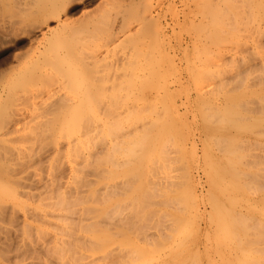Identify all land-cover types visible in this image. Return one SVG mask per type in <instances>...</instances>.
Returning a JSON list of instances; mask_svg holds the SVG:
<instances>
[{"label":"rangeland","instance_id":"1","mask_svg":"<svg viewBox=\"0 0 264 264\" xmlns=\"http://www.w3.org/2000/svg\"><path fill=\"white\" fill-rule=\"evenodd\" d=\"M210 1H211V3H210ZM0 0V58H2L1 60H0V114H1V116L3 115V117H5L6 115H7V113H6V109H4V108H7V111L9 110H11V108H15V107H17L16 109H17V111L18 110H21V108L22 107H20L19 108V106H21L22 104H23V108H24V106H25V109L26 110H32L31 109V106H32V103H33V101H35V99H37V101L39 100V95L41 96V93H42V95H43V93L46 91V89H49V85L51 86V88L50 89H53L54 90V88H56L55 86L57 85H55V82H57L55 79H54V77H56V78H58V79H60L61 80V78H62V83H63V85H61L60 86V88H62L63 87V89H64V87H65V91L64 90H62L63 92H64V94L66 93V95H67V93H68V91H70L71 89L70 88H74L73 90H71L72 91V94H73V91L76 89V88H78V87H80L81 85V81H82V85H83V87H82V89H84L85 87V84L87 83V82H89V83H87L88 85H89V87H90V89H92V90H94L95 89V86L96 85H98V83H99V85H102L104 82H102L103 80L101 79L102 78V76H103V74L102 73H104L105 74V72H107L108 73V71L110 70H114V74L116 75V73H120L121 71H124L125 70V72H127L128 74H126L125 72V74L123 73V76H127V75H130V73L128 72V70H130V68L128 69V66H127V64L128 65H130V63H132V61H133V63L132 64H134L135 66H137V67H135L134 65H130L129 67H135L134 68V70L135 71H133V74L135 73L136 74V72H137V74H138V76L139 75H143L144 77V79H145V77H146V79H148V82H149V84H150V82H151V85L152 84H155V86H157L159 83H161V84H159V87L160 88H162V89H164L165 88V85H166V89H164L166 92H164V90L162 91V93H161V90L159 89V88H157V87H155V91L152 89V88H149V87H152L151 85H146V88H147V86H148V88L147 89H145V96L146 97H144V100H143V97L141 98H138V102L139 103H141L142 101V103H144L145 102V100H148L147 102H145L147 105H145V106H149V105H151L150 104V101H153V100H155V99H152L151 100V97L152 98H154L155 97V94L156 95H159L160 93V95H163L164 94V97L166 98V99H164V97L162 96V98L164 99V100H167L168 99V101H165V102H163L162 101V98H161V101H159L158 99H159V97H156L157 99V103L158 104H156V107H155V109L157 110L158 108H159V111H160V113H159V115L157 114L156 116L153 114L152 116L154 117V119H156V120H158L157 121V123H159V125L158 126H160L161 128H162V132H166V134H164V133H160V135L161 134H164V137L162 136L161 138H160V136L158 135H156V133H155V130H153L151 133H149V134H147V137H146V139L144 140L145 142H144V146L143 147H145V148H143V149H139V151L138 152H136V155H135V157L133 156L132 157V160H131V158L129 159V160H131V163L130 162H128V164L129 165H132V167H133V165L135 164V162L138 164V166H139V164H140V166L138 167L139 169L137 170V168H133L134 170H135V172H134V170L133 169H129V168H132V167H130L128 164H125V169L127 170V171H129V170H133V171H130V172H133V175L136 173V172H138V171H140L139 173H141L140 174V176L138 175L139 173H136L138 176H137V180L136 181H133V178H135V176H136V174L133 176V178H132V183H131V188L129 189V192H130V194H129V196H128V198H131V197H133L132 199H133V202L135 201L136 202V205H138L139 207H140V209H142V211L144 210L145 212L147 211H150V209H152V208H154L153 209V211L154 210H156L155 211V213L157 212V211H159V212H157L156 214L155 213H153L152 212V214H153V218H152V214H151V216H149L148 214H147V212L145 213L144 211H143V216H140V214H138V216H139V218H140V221H137V223H136V221H135V219H136V214H137V211H139L138 210V207L135 205L134 206V209H133V211H130V210H132L131 208L133 207L132 205H134L135 204V202L130 206V208H129V212H128V214L127 215H129L128 217H131V220H132V225H133V222H135L136 224H138V222H140L141 223V221H142V219H143V221H146V218L147 219H149V220H147V222L148 221H150V222H154L155 220V222L157 223V224H160V226L159 227H157L158 225H156L155 223H152V224H155V226H153L151 223H147L148 224V226L146 225V228L147 227H149L150 225L152 226V227H149V228H151L152 230H150L149 228H148V230L149 231H151V232H153L154 230H155V228L157 229L158 228V235H159V239L160 240H158L159 242L160 241H162V242H160V244H159V242H158V249H160V246H163V247H161V248H163L164 250L163 251H167V246H168V244L172 241H174L173 243H175V241H176V245L179 247H177L178 249H179V253H178V255L180 254L181 255V253H182V250L184 251L185 249H189L188 251V257H191V256H193L192 254H195V258H194V256H193V258L196 260V258H197V260H199V262H201V260H202V263L203 264H214L215 262L214 261H216V263L217 264H228L229 262L231 263V262H233V264L235 263V264H241V261H242V259H243V262H244V254H247L246 252H249V251H251L252 252V254H251V252H249V254H251L252 256H253V259H252V256L251 257H248V256H246L245 258H250V260L247 258V260L246 261H248L249 262V264H251L250 262H252L253 264L256 262V263H258V264H264V253H263V251H264V241H262V240H264V236H263V234H264V83H262V82H264V76H262V75H264V68L263 69H261V68H258V66L256 67V69H258V70H256L255 69V67L254 68H251V69H249L248 71L246 70L245 72L244 71H242L243 73L241 74H239V72H238V74L239 75H237L238 77H236L237 78V80H235L236 78L234 77L235 76V73L237 74V72H235V71H238L237 69H239V67L238 66H240L241 64H242V61H238L239 59H241L242 57H243V61H244V58H245V55L246 54H248V55H250V51H248V53L246 52L247 50H244V49H242V48H244V46H248V45H255V43H258V40H261V42H262V36L257 32V31H255L254 29L255 28H257L256 26H255V24H256V22H257V16L259 17V15H260V11L257 9L256 10V8L257 7H255V5H252V4H250L249 3V7L250 6H252V8H254V9H252L251 7V11L249 10V8H247L246 7V3L245 2H250V0H229V2L226 0V2H225V0L223 1L224 3H222V5L224 4V6L225 7H227V8H229L230 9V11H231V9H232V11L231 12H234V13H231L230 14V17H229V14L227 15V18L229 17L230 18V20H229V18L226 20L227 21V23H228V25L230 26V28L232 27V28H234V30H232V29H229L227 26L225 27L226 29H227V31L228 30H230V31H228L229 32V35L231 36H228V35H224L225 36V39L224 40H222V41H224L225 42V40H226V38H227V40H226V44H228V45H226V46H224V44L225 43H223L222 41L221 42H219V40H218V43H222L221 45L220 44H218L217 43V41H215V40H217L216 39V35H215V30H214V28H215V26H214V24L213 23H211L212 21H211V19H206L207 18V16H208V18H209V14H208V11H209V13H211L210 11L212 10V13L211 14H213L215 11H217V9L216 10H214V12H213V6L216 8V6H219V5H221L220 3H219V0H214V2H213V4H212V1L213 0ZM230 1H232V4H231V2ZM235 1V2H234ZM243 1H244V3H243ZM251 1H253V0H251ZM203 3V4H202ZM217 3V4H216ZM219 3V4H218ZM230 3V5H228ZM211 4V5H210ZM234 4V5H233ZM242 4V5H241ZM243 4H244V6L247 8V9H244L243 7ZM240 5V7H238ZM207 6V7H206ZM210 6H211V10H208L209 8H210ZM232 8H231V7ZM242 6V7H241ZM248 6V5H247ZM233 7L234 8H238V9H234L233 10ZM66 8V9H65ZM67 8H69V9H67ZM74 8H75V10H74ZM206 8V9H205ZM214 8V9H215ZM242 8V9H241ZM66 10V11H65ZM69 10V11H68ZM208 10V11H207ZM237 10V11H236ZM241 10V11H240ZM246 10V11H245ZM71 11V12H70ZM249 11V12H248ZM257 11V12H256ZM59 12V14H60V16L63 18V17H67L66 18V21L63 23V24H61V25H59V26H56L55 25V27H53V29H52V31L53 32H50V33H46V34H41V31L39 30V28L41 27V28H43L44 27V25H43V23H45L46 21L48 22V25H52V26H54V24H55V17H53V18H51L52 16H54V14H56V13H58ZM64 12V13H63ZM65 12L67 13V14H65ZM206 12H207V15H206ZM259 12V13H258ZM236 13V14H235ZM243 14L244 15V17H243V19H240V18H242V16L243 15H240V14ZM251 13V15H252V17H251V15H249ZM47 14H48V16H47ZM211 14H210V16H211ZM214 14H217V12H215ZM205 15V16H204ZM236 15V16H238L237 18H235L234 16ZM247 15V16H246ZM254 15H255V17H254ZM257 15V16H256ZM44 17V19H43V17ZM49 16H50V18H49ZM212 16H214V15H212ZM211 16V18H212V20H214L213 18L214 17H212ZM217 16V15H216ZM247 17V18H246ZM254 17V18H253ZM49 18V19H48ZM234 18H235V20H234ZM244 18H245V21H244ZM253 18V19H252ZM247 19V20H246ZM255 19H257V20H255ZM232 20V21H231ZM54 21V22H53ZM208 21V22H207ZM209 21H211V22H209ZM236 21V22H235ZM233 22H235V26L233 25ZM240 22H242L241 24H240ZM231 23V24H230ZM237 23V24H236ZM206 24V25H205ZM212 24V25H211ZM202 25V26H201ZM234 27H233V26ZM253 25L255 26V27H253ZM257 25V24H256ZM36 26H37V28H36ZM43 26V27H42ZM205 26V27H204ZM206 26H207V28H206ZM214 26V27H213ZM33 27H35V29L33 28ZM60 27V28H59ZM211 27L213 28V30L211 29ZM252 27H253V30H252ZM205 28V29H204ZM38 29V30H37ZM73 29V30H72ZM207 29V30H206ZM239 30H241V32L239 31ZM252 30V31H251ZM78 31V32H77ZM206 31V32H205ZM208 31V32H207ZM226 31V32H227ZM232 31H234V32H232ZM237 31H239V33H242L243 32V34L244 35H240ZM252 32L251 34H249V32ZM76 32V33H75ZM230 32H232L231 34H236V36H232L231 34H230ZM256 32V33H255ZM40 34V36L39 35H37V34ZM206 33H208V34H206ZM213 33V34H212ZM246 33V34H245ZM75 34V35H74ZM238 34V35H237ZM39 37V39L37 40V36ZM41 35L43 36V37H41ZM44 35H46V36H44ZM210 37H209V36ZM213 35H215V36H213ZM86 36V37H85ZM220 36V35H219ZM227 36V37H226ZM213 37H215V40H214V38ZM235 37V38H234ZM101 38H103L104 40H101ZM213 40H211V39ZM34 39V40H33ZM72 39H74V40H72ZM241 39V40H240ZM93 40V41H92ZM257 41V42H254V41ZM68 41L70 42V45H69V47L71 46V45H73L72 47H66L67 46V44L66 43H68ZM76 41H78L77 42V44L75 45V43H76ZM92 41V42H91ZM100 41V42H99ZM108 41V42H107ZM243 42V44L241 45V43L240 42ZM251 41V42H250ZM253 41V42H252ZM61 42H66V43H64V47H62L63 46V43H62V46L61 45H59V44H61ZM98 42H99V44H98ZM107 43L106 45H104V47L106 46H108L107 48L108 49H110V50H108L107 49V52H103V47L102 46H100V47H102V52H101V48L100 47H98L97 45H101L102 43ZM211 42H213V43H211ZM237 42V43H236ZM239 42V43H238ZM22 43V44H21ZM230 43V44H229ZM245 43V44H244ZM251 43H253V44H251ZM91 44L94 46V52H96V56L97 57H100L101 58V53L103 54V56H105L104 55V53L106 54V58H105V61L107 62H103L104 61V57L101 59V62L102 63H104V65L106 64H109L108 62H110V64H111V61H112V68L110 69V68H107V69H109V70H103V71H105V72H101L102 71V68H100L102 65H100V64H102L99 60H100V58H98L97 59V57H95L96 59H97V61L95 60V58H91L90 56L93 54L92 53V51H93V49H92V47L93 46H91ZM97 44V45H96ZM215 44H217L216 46H218V45H220L221 47H225V50L224 49H218L219 48V46L218 47H216L215 46ZM236 44V45H235ZM238 44V45H237ZM259 45H260V43H258ZM97 46V48H99V49H95L96 48V46ZM242 47H241V46ZM244 45V46H243ZM257 45V44H256ZM256 45H255V47H256ZM262 45L264 46V44L262 43ZM262 45L259 47V50H260V48H262ZM56 46H58V48L56 47ZM76 46V47H75ZM80 46V47H79ZM233 46V47H232ZM240 46V47H239ZM15 47V48H14ZM61 47V48H60ZM78 47V48H77ZM252 47H254V46H252ZM72 48V50L70 51V49ZM76 48V49H75ZM80 48V49H79ZM90 48L92 49L91 50V52H90ZM129 48V49H128ZM201 48V49H200ZM205 48L208 50H205ZM226 48H229L230 49V51H229V49H226ZM232 48H234L233 50H232ZM78 49V50H77ZM43 51V52H41L42 54H40V51ZM58 50H61V51H58ZM77 50V51H76ZM79 50H81L80 52H79ZM98 50H100V51H98ZM105 50V49H104ZM199 50V51H198ZM228 50V52H229V58H227L228 60L230 59V62L229 61H227V59L225 58H223L222 56V58L221 57H218L219 59H223V60H226L227 62H229V63H227V64H225L224 62V64L227 66L228 64H230V63H233V61H234V63L231 65V66H233V65H235V61H238L237 63H239V62H241V63H239V65H237V68H235L236 70L234 71V66L233 67H230V69L234 72H232L230 69H229V65H228V67H225V65H223V64H220V63H222V61L223 60H218V58H217V56H220V54L219 53H217L216 54V52H221L222 54H223V52H226ZM258 50V52H257V57L259 56H261L262 55V57H264V52H261V51H259ZM262 50V49H261ZM7 51V52H6ZM57 53H56V52ZM76 51V52H75ZM202 51V52H201ZM210 51V52H209ZM214 51V52H213ZM242 51V52H241ZM245 51V52H244ZM262 51H264V49L262 50ZM54 52V53H53ZM98 52V53H97ZM109 52H110V54H109ZM114 52V53H113ZM135 52H136V54H135ZM207 52V53H206ZM241 52V53H240ZM252 52V51H251ZM55 53L58 55V53H66L67 54V56H69L68 57V59H66V62H68L69 63V67L67 66V64L66 63H64L65 65H63V63H60L61 62V60L60 59H57V58H54L56 55H55ZM79 53V54H78ZM80 53H81V55L83 56V62H81V59H80ZM99 53H100V55H99ZM113 53V54H112ZM117 53H118V55L119 54H121V55H119L118 57L119 58H117L116 56H117ZM198 53V54H197ZM202 53V54H201ZM258 53H262L261 55L260 54H258ZM147 54V55H146ZM197 54V58H194V56ZM200 54V55H199ZM212 54V55H211ZM214 54H215V57H214ZM224 54H226V53H224ZM224 54H223V56H224ZM243 54H245V55H243ZM4 55V56H3ZM40 55V56H39ZM65 55V54H64ZM113 55V56H112ZM116 55V56H115ZM124 55V56H123ZM129 57H128V56ZM207 55V56H206ZM210 55V56H209ZM227 55H228V53H227ZM227 55H225V56H227ZM232 55H234V57H232ZM240 55L242 56V57H240ZM248 55H246V57L248 56ZM254 54H252L251 53V55L250 56H253ZM75 56V57H74ZM121 56V57H120ZM127 56V57H126ZM149 56V57H148ZM151 56V57H150ZM200 56V57H199ZM202 56V57H201ZM205 56V57H204ZM249 56V57H250ZM4 57H6V58H4ZM44 57H45V60H44ZM53 57V58H52ZM58 57V56H57ZM117 58V60H118V64H116V58ZM125 57V58H124ZM133 57V58H132ZM137 57V58H136ZM156 57V58H155ZM196 57V56H195ZM202 59L203 61H201L200 62V59ZM212 58L211 60H205L206 58L207 59H209V58ZM214 57V58H213ZM232 57V58H231ZM249 57H247V58H249ZM38 58V59H37ZM40 58V59H39ZM43 58V59H42ZM47 58V59H46ZM77 58V59H76ZM120 58H124V60L123 61H121L122 59H120ZM126 58H128L127 60H126ZM135 58V59H134ZM138 58H140V59H138ZM233 58H235L234 60H232ZM4 59V60H3ZM49 59V61H47ZM57 59V60H56ZM76 59V60H75ZM111 59V60H110ZM112 59H114V60H112ZM130 59V60H129ZM147 59H149V60H147ZM213 59H214V62H213ZM216 59V60H215ZM257 59V58H256ZM3 60V61H2ZM40 60H42V61H44V64H43V62L41 63L40 62ZM60 62H59V61ZM80 60V61H79ZM107 60H109V61H107ZM154 62H152V61ZM199 62H198V61ZM231 60H232V62H231ZM246 60V59H245ZM259 60V59H258ZM99 61V62H98ZM125 61V62H124ZM126 61H127V63H126ZM128 61H129V63H128ZM140 61V62H139ZM205 61V63H206V61L209 63L210 61V63L208 64V63H206L207 65H208V67H207V65L205 64V66H204V64L202 63V62H204ZM216 61V62H215ZM46 62H48V64H46ZM97 62V63H96ZM137 62V63H136ZM150 62H152V63H150ZM178 62V63H177ZM196 62V63H195ZM198 62V63H197ZM257 62H259V61H257ZM83 65H82V64ZM100 63V64H99ZM200 63V64H199ZM218 64L219 63V65H213L212 66V64ZM36 64V65H35ZM46 64V65H45ZM109 64V66L111 67V65ZM123 65V67H121L122 65ZM126 64V65H125ZM137 64V65H136ZM142 65V66H144V68L142 67V69H141V66L140 65ZM152 64V65H151ZM211 64V65H210ZM38 65H40L39 67H38ZM55 65V66H54ZM105 65V66H106ZM119 67H118V66ZM151 65V66H150ZM183 65V66H182ZM197 65H198V67H197ZM236 65H235V67H236ZM84 66V67H83ZM108 66V65H107ZM115 66H117V67H115ZM182 66V67H181ZM202 66H204L205 68L207 67V71H206V69L204 68L203 69V67ZM219 66H221L222 68H223V70H222V68L221 67H219ZM260 66V65H259ZM262 66V65H261ZM260 66V67H261ZM49 67L51 68H53V69H49ZM55 67H57L58 68V70L55 68ZM65 68V69H63V71L65 72L64 73V75L62 76V74L61 73H63V71L61 70L62 68ZM78 67V68H77ZM83 67V68H82ZM132 67H131V69H132ZM210 67V71H211V69L213 70V71H211V72H209V70H208V68ZM45 68V70H43ZM49 69V71H48V69ZM72 68V69H71ZM106 68V67H105ZM105 68H103V69H105ZM126 68H127V70H126ZM201 68H202V70H201ZM224 68H226V71H225V69ZM41 69V70H40ZM59 69H60V73L59 72H57V71H59ZM66 69H68V71L66 70ZM83 69V70H82ZM122 69H124V70H122ZM139 69H141V70H139ZM144 69V70H143ZM153 69H154V71H153ZM218 69H221L222 71H223V73H225L226 72V77L228 76H230V74L231 75H233L232 76V78L235 80V81H233V79L231 80L230 78V80H228L230 83H233L232 85L227 81V79L225 80V82H228V83H223L222 84V82H221V80L222 79H220V78H218V77H222L223 78V76H224V74L222 73V71H217ZM227 69H229V72H230V74L228 73V71H227ZM261 69V70H260ZM54 70H56V71H54ZM121 70V71H120ZM133 70V69H132ZM131 70V71H132ZM139 70V71H138ZM201 70V71H200ZM203 70H204V72L205 73H202L203 72ZM216 70V71H215ZM260 70V71H259ZM263 70V71H262ZM45 71V72H44ZM84 71V72H83ZM117 71V72H116ZM130 71V72H131ZM165 71V72H164ZM201 72L203 75H205V79L203 78L204 76L201 74H198V73H196V74H198V76L201 78L202 76V79L200 80L199 79V77L197 76V75H195V73L194 72ZM215 71V72H214ZM250 71V72H249ZM257 71V72H256ZM52 72H54V74L52 73ZM69 72V73H68ZM113 72V71H112ZM112 72H110V73H108V75L109 76H111V77H109V79H111L110 81H108L109 79H108V77H107V83H105L106 85H109V84H111L110 82L112 81V79H115L114 80V82L115 81H117V79L118 80H120V82L122 81H124L125 79L121 76H118L117 78H115V75L112 73ZM152 72H154L153 74H152ZM157 72V73H156ZM167 72V73H166ZM209 72V73H208ZM220 72L223 74V75H221L220 74ZM259 72H262V73H259ZM57 73L59 74V75H57ZM106 73V74H107ZM141 73V74H140ZM147 73V74H146ZM206 73H208V74H206ZM212 73H213V75H212ZM228 73V74H227ZM246 73V74H245ZM60 74H61V76H60ZM72 74V75H71ZM105 74V75H106ZM110 74H113V76L112 75H110ZM132 74V73H131ZM132 74V76L133 77H129L128 79H126V81H128V82H124L123 83V85L125 86L124 88H126V85H127V83L129 84V81H130V84H132L133 86H135V87H138L140 84H142L143 83V85L144 84H147V81H145L144 80V82H143V80L141 81V77H140V79L139 78H135V76ZM157 74V75H156ZM166 74V75H165ZM215 74V75H214ZM245 74V75H244ZM50 75V76H49ZM57 75V76H56ZM69 75V76H68ZM85 75H87V76H85ZM102 75V76H101ZM104 75V76H105ZM156 75V80H158V81H155V76ZM207 75H210V76H207ZM262 77H261V76ZM27 78H26V77ZM38 76V77H37ZM53 76V77H52ZM72 76V77H71ZM76 76V77H75ZM212 76V77H211ZM217 76V77H216ZM36 77V78H35ZM63 77H64V79H63ZM75 77V78H74ZM90 77H93L94 78V80H95V83H94V87H93V83L91 82V81H94L93 80V78H92V80L90 79ZM196 77H198V79L200 80V82H198L199 80L196 78ZM240 77V78H239ZM120 78H123L122 80L120 79ZM127 78V77H126ZM131 78V79H130ZM142 78V79H143ZM212 79V80H210V79ZM218 78V79H217ZM259 78V79H258ZM260 78H262L261 80H260ZM20 79V80H19ZM24 79H25V81H24ZM52 79H54V81L52 80ZM57 79V80H58ZM74 79V80H73ZM88 79H89V81H88ZM103 79H105V82H106V78H103ZM134 79V83H131L132 82V80ZM137 79H139L141 82H140V84L139 83H137L138 82V80ZM188 79V80H187ZM197 79V80H196ZM218 81H217V80ZM40 80V81H39ZM59 80V81H60ZM65 80V81H64ZM81 80V81H80ZM86 80V81H85ZM135 80H137V81H135ZM161 80V81H160ZM197 81V83H198V85H197V87H200L201 85H202V81H205V80H208L206 83L207 84H209V85H207L205 82V84L201 87V89L204 87V93L201 91L200 92V88L198 89V88H196V81ZM220 80V81H219ZM254 80V81H253ZM255 80H256V82H255ZM51 81V82H50ZM60 81V82H61ZM77 83H76V82ZM78 81H80V84L78 83ZM100 81V82H99ZM192 81V82H191ZM216 81V82H215ZM224 81V80H223ZM232 81V82H231ZM237 81V82H236ZM253 81V82H252ZM259 81L261 82V83H259ZM41 82H42V84H41ZM54 82V83H53ZM69 82H71V83H68ZM98 82V83H97ZM102 82V83H101ZM146 82V83H145ZM202 82V83H201ZM208 82H210V83H208ZM213 82V83H212ZM218 82H221V84H222V86L220 87L219 86V84H218ZM236 82V84H234ZM44 83V84H43ZM58 84H59V82H57ZM97 83V84H96ZM109 83V84H108ZM167 83V84H166ZM216 85H215V84ZM48 84V86H46V89H44V86L45 85H47ZM68 84V86H67V89H66V85ZM70 84H72L71 86H73V87H71V86H69ZM77 84H79L78 85V87H77ZM86 84V85H87ZM96 84V85H95ZM104 84V85H105ZM122 84V83H121ZM120 84V85H121ZM135 84V85H134ZM136 84H139V85H136ZM199 84H200V86H199ZM216 86V88H214V85ZM229 84H230V86L231 87H233V85H234V87L233 88H231L230 86H229ZM254 84V85H253ZM92 87H91V86ZM132 85H130V87L132 86ZM213 85V86H212ZM226 85V86H225ZM42 86V87H41ZM53 86V87H52ZM141 86V85H140ZM145 86V85H144ZM162 86V87H161ZM218 86L220 87V90H219V88H218ZM39 87V88H38ZM48 87V88H47ZM58 87H59V85H58ZM70 87V88H69ZM88 87V88H89ZM98 87V86H97ZM130 87H128V85H127V88H130ZM182 87V88H181ZM69 88V89H68ZM94 88V89H93ZM153 88H154V86H153ZM156 88H157V90H156ZM170 88V89H169ZM213 88L214 89H216L217 90V92H218V94H216L217 92H215V90H213ZM227 88H228V90L230 89H232V91H225V89L227 90ZM39 89V90H38ZM41 89H42V92H41ZM81 89V88H80ZM86 89V88H85ZM149 89V90H148ZM150 89H152L151 91H150ZM180 89L183 91H180ZM197 89H198V91H197ZM206 89V90H205ZM128 90V89H127ZM168 90H170V91H168ZM71 91H70V93H71ZM150 92V94L148 93V92ZM155 92V94H154V92ZM156 91H157V93H156ZM189 91V92H188ZM39 92V93H38ZM79 92L80 93H83V92H85V91H80L79 90ZM78 91H77V94L79 93ZM126 91H125V89L122 91V93L124 94ZM153 92V93H152ZM160 92V93H159ZM164 92V93H163ZM169 92V93H168ZM172 92V94H170ZM182 92V93H181ZM215 92V93H214ZM219 92H220V94H219ZM224 92H225V94H224ZM75 93V92H74ZM209 93V94H208ZM212 93H214V94H212ZM154 94V96H152V95ZM202 94V95H201ZM207 94V95H206ZM27 95V96H26ZM38 95V96H37ZM69 95V94H68ZM74 95V94H73ZM72 95V96H73ZM76 95V94H75ZM84 95H85V93H84ZM83 95V96H84ZM172 95V96H171ZM174 95V96H173ZM214 95H219V97L217 96H214ZM26 96V97H25ZM70 97H71V94L69 95ZM79 96H81V94L79 95ZM149 96V97H148ZM229 96H231V97H229ZM12 97V98H11ZM29 97V98H28ZM35 97V99L33 100V98ZM38 97V98H37ZM148 97V98H147ZM178 97V98H177ZM188 97V99H189V101H188V99H186ZM190 97V98H189ZM222 97V98H221ZM11 98V99H10ZM16 98V99H15ZM82 98V97H81ZM84 98V97H83ZM217 98V99H216ZM220 98V99H219ZM232 98V99H231ZM13 99H15V100H13ZM29 99H30V101H29ZM33 101H32V100ZM170 99H171V101H170ZM172 99H173V101H176V103H174L173 101H172ZM13 100V101H12ZM24 100V101H23ZM84 100V99H83ZM140 100V101H139ZM142 100V101H141ZM150 100V101H149ZM184 100V101H183ZM10 101H12V103L13 104H11V102ZM14 101H15V105H16V103H17V105L15 106L14 105ZM27 101H28V103H27ZM186 101V102H185ZM192 103H191V102ZM8 102H9V104H8ZM164 104H168V105H164ZM167 102V103H166ZM172 102H173V104H172ZM187 102H188V104H189V102H190V106L189 105H187ZM200 104H199V103ZM3 105H2V104ZM24 103H25V105H24ZM141 103V104H142ZM144 103V104H145ZM196 105H195V104ZM11 104V105H10ZM21 104V105H20ZM27 104L28 105H30V106H28L27 107ZM149 104V105H148ZM183 104V105H182ZM192 104L194 105V106H192ZM202 104V105H201ZM7 105V106H6ZM19 105V106H18ZM153 105V104H152ZM151 105V106H152ZM181 105V106H180ZM157 106H158V108H157ZM164 106L165 107H167V110H166V108H164ZM170 106V107H169ZM173 106V107H172ZM199 106V107H198ZM201 106H203V107H201ZM3 107V108H2ZM80 107V106H79ZM147 107H145L146 109H142V111L140 110V112H139V116H145V115H147ZM188 108V110H187V108ZM22 108V109H23ZM29 108V109H28ZM81 109H82V107H80ZM79 108V109H80ZM85 108V107H84ZM149 108H151V107H149ZM173 108V110H175V112H173L172 113V111H171V109ZM179 108V109H178ZM184 108V109H183ZM189 108H192V109H190L189 110ZM193 108L196 110H193ZM199 108V109H198ZM202 108V109H201ZM1 109H3L2 111H1ZM13 109L11 110V111H13ZM16 109H14V112H17V111H15ZM74 109H76V108H74ZM79 109H77V111H79ZM86 109V108H85ZM155 109H153V110H155ZM183 109V110H182ZM66 109H62V112H60V113H62L63 114V118H67V116L69 117L70 115H72V113H74L76 110H70L69 111V108L65 111ZM144 110H145V112L146 113H144ZM149 110V109H148ZM166 110V111H165ZM180 110V112H179V114H177L176 113V111L178 112ZM188 111V113H187V111ZM195 111V112H193V111ZM199 110H202L201 112H199ZM212 110H214L213 111V113H215V114H217V115H210V112L212 113ZM3 111H5V112H3ZM8 111V114H10V112ZM150 111V110H149ZM184 111H186L185 112V114H187L186 116H185V114H184ZM191 113H190V112ZM198 111V112H197ZM217 111V112H216ZM3 112V113H2ZM71 114H70V113ZM161 112H162V114H164V115H162L161 114ZM165 112V113H164ZM183 112V113H182ZM193 112V113H192ZM4 113H6V114H4ZM57 113V112H56ZM65 113H66V115H65ZM77 113V112H76ZM157 113H158V111H157ZM199 113V114H198ZM201 113V114H200ZM78 114V113H77ZM161 114V115H160ZM184 115V117H181V115ZM196 114V115H195ZM73 115H75V113L73 114ZM137 115H138V113H137ZM180 115V116H179ZM182 115V116H183ZM195 115V116H194ZM17 116V115H16ZM18 116L19 117H23L24 115H21L20 113L18 114ZM66 116V117H65ZM77 115H75V117H76ZM203 116V117H202ZM3 117L1 118L0 117V121H1V119H3ZM156 117V118H155ZM170 117H171V119L172 120H169L170 119ZM214 117V118H213ZM215 117H216V119H215ZM51 118H54V114L51 116ZM160 118V119H159ZM167 118H169V119H167ZM177 118H178V121H176L177 120ZM179 118H180V120H179ZM185 118V119H184ZM212 118V120H213V122H212V120H210V119ZM4 119H6V118H4ZM3 119V120H4ZM164 119V120H163ZM196 119V120H195ZM54 120V119H53ZM189 122H188V121ZM195 120V123L193 122ZM198 120V122H196ZM212 122H210V121ZM167 121H173V122H171V125H172V123H173V126L172 127H174V129L175 130H173V128L171 129L170 127H168L167 125H170V122H168L169 124H165V123H167ZM192 121V122H191ZM54 122H56L55 120H54ZM185 122H187L186 124H188V125H186L185 124ZM57 123V122H56ZM65 123L66 122H64V123H62L63 125H65ZM177 123V124H176ZM180 123V124H179ZM57 124H59V123H57ZM56 124V125H57ZM165 124V125H164ZM176 124V125H175ZM179 124V125H178ZM190 124V125H189ZM196 124V125H195ZM170 125V126H171ZM182 125V126H181ZM184 125V126H183ZM158 126H156L155 127V129L158 127ZM166 126V127H165ZM180 126V127H179ZM163 127H165L164 129H166V130H163ZM182 127H184V128H182ZM169 128H170V130H169ZM179 128V129H178ZM180 128H181V130H180ZM189 128V129H188ZM182 129H183V131H182ZM192 129V130H191ZM195 129V130H194ZM168 130H169V134H170V131H171V137H174V139L175 140H173L172 142L170 141V142H167V141H169L170 139L172 140V138L170 137L169 138V135L167 134V132H168ZM187 130H189L188 132H190V133H188L187 132ZM52 131V130H51ZM179 131V132H178ZM176 132V133H175ZM186 133V135L185 134H183V133ZM52 133L53 134H59V132H58V130H56V131H52ZM174 133V134H173ZM138 134V133H137ZM153 134H155L156 136H155V140H153V137H154V135ZM177 134V135H176ZM192 134V135H191ZM133 135H135V134H133ZM151 135H153V137L151 136ZM165 135L167 136V137H165ZM183 135V136H182ZM200 135V136H199ZM130 137L132 136L131 134L129 135ZM128 136V137H129ZM176 136V137H175ZM178 136V137H177ZM193 136V137H192ZM212 137V138H210V137ZM214 136V137H213ZM133 138V136L130 138V139H132ZM148 138H150V139H148ZM160 138V141H161V139H163V141H161V143H160V141L158 142L157 140ZM164 138L165 139H167V140H164ZM177 138V139H176ZM182 139V140H180V139ZM186 138H188V140L186 139ZM125 139H127L128 140V138L126 137ZM148 139V140H147ZM213 139V140H212ZM150 140V141H149ZM183 140H184V142H183ZM226 140H227V142H226ZM148 141H149V143L150 142H152V141H154V143H155V145H157L156 146V148L154 147L155 145H154V143L152 144V143H148ZM179 141V142H178ZM156 142H158V143H156ZM166 142V143H165ZM225 144H224V143ZM229 142H230V144H229ZM232 142V143H231ZM163 143V145L161 146V144ZM169 143H171V144H169ZM185 143H186V145H185ZM194 143V144H193ZM227 143V144H226ZM165 144H167L168 145V147H169V145H171L172 146V144H174V146H170L169 147V149H167V151L169 150V151H171V149L173 150L174 148H176V149H178L179 150V152H178V150L177 151H175V149H174V151L175 152H173L172 151V153L171 154H173V153H175L176 154V158H175V154H174V156L173 155H168L167 154V152L165 151V149L163 148V147H166V146H164ZM176 144H177V146L178 147H175L176 146ZM193 144V145H192ZM160 145V146H159ZM179 145H180V149H179ZM183 145V146H182ZM185 145V146H184ZM189 145V146H188ZM194 145H196V146H194ZM228 145H231V147H230V149H232V150H230L229 149V146ZM193 146V147H192ZM167 147V148H168ZM188 148V149H185V148ZM193 148V149H192ZM150 149H153V150H150ZM190 149H192V151L194 150L195 151V153H193L192 151L190 152ZM196 149V150H195ZM148 151L147 153L146 152H143V151ZM155 150V151H154ZM187 150V151H186ZM224 150H228V152L227 153H224L225 151ZM165 151V152H164ZM168 151V152H169ZM188 152V153H186V152ZM197 151V152H196ZM231 151V152H230ZM234 153H233V152ZM141 152H143V153H141ZM150 152V153H149ZM152 152V153H151ZM156 152V153H155ZM185 152V154H183ZM190 152V153H189ZM230 152V153H229ZM139 153H141L140 155H137V154H139ZM149 153V154H148ZM197 153V154H196ZM233 153V155L235 156H232L231 154ZM63 154V155H62ZM62 156H65V154L66 155H69V154H71L70 153V151H69V154H68V151H65V150H63V152H62ZM157 154H158V158H157ZM177 154H180V156L182 155V159H181V161L184 159L185 160V162L183 161V163H185L186 165H187V167H185V165L184 164H182L181 162H179L180 160H178V158H177V156L179 157V159H180V156L179 155H177ZM188 154V155H187ZM190 154H192V155H190ZM195 154V155H194ZM227 154V155H226ZM142 155V156H141ZM148 155V156H147ZM152 155H156L155 157L153 156L152 157ZM168 155V156H167ZM185 155V156H184ZM198 155V156H197ZM138 156H141V157H143V158H141V157H138ZM151 156V159L149 158ZM172 157V158H170L169 160L167 159V158H169V157ZM195 156V157H194ZM228 156V157H227ZM162 157V158H161ZM173 157H174V159H173ZM185 157V158H184ZM187 157H189V161L191 160V162H193V160H194V162L193 163H195V161L197 162V164L196 165H194L193 163H191V162H188L187 160H186V158ZM193 157L195 158V159H193ZM199 158V160H198V158ZM224 157H226L227 159H225ZM133 158H135V160L133 159ZM161 158V159H160ZM163 158H166L167 159V161H170L171 159H173L174 161H175V159L176 160H178V161H173V160H171L172 162H174L173 163V165H172V162L169 164L168 162V164L165 162V163H162V162H164V159ZM190 158H192V159H190ZM231 158V159H230ZM153 159H158L156 162H154L153 161ZM165 159V160H166ZM209 159V160H208ZM230 159V160H229ZM233 159H235V160H233ZM137 160V161H136ZM140 160H141V162L142 163H139L140 162ZM150 160V162L151 161H153L154 163H156V164H154V163H152L151 162V164H154V165H157L158 166V164L157 163H159V165H160V167L159 168H161L162 167V169H161V172L164 170L163 169V166H165L164 164H166V171H167V169H171V170H169L170 171V174H172V173H174V177H176L177 178V180H179L178 182L179 183H181L182 182V187L181 186H179L178 184L179 183H177V184H174V183H176L177 181H176V178L175 179H173L174 181H176V182H174L173 184L174 185H170L169 186V184H166V185H164L163 187V189H162V187H159L158 185H156V186H154V188L156 187V188H158L159 187V189H161V190H163V193H161V192H159V194L158 195H160V197H161V194H165L163 197H161L162 199H167V197H169V199L168 200H166V201H172V200H175V198L177 197V198H179V199H176V201H180V202H178V203H181L182 201H183V203H181V204H184V205H181L180 206V204L178 205H176V206H178V208L179 207H182L183 206V209H184V211H187V209H188V211L187 212H185L184 213V211H177V210H180V209H178L177 207L175 208V207H171V208H169L170 206H168V204H170L169 202H165L166 203V205L163 203L162 204V202H160V201H157V200H160L161 198L159 197H157V193H155L156 192V189H155V192L153 191V189H152V191H153V193L152 192H148L150 195H153L154 193L156 194V197H153L152 199L154 200H152L151 199V202L153 201V204L155 203V201L156 202H159V203H155V204H157L156 206H155V204L154 205H151V206H149V208L150 209H148V207H146V208H142L140 205H139V203H141V205L143 204V207L144 206H148V204H149V202H146L147 200H150V197H152V196H147V190H149V188H146V189H144L145 188V186H146V184H147V186L148 187H150V186H152V187H150V190H151V188H153V185H155V183L153 184V183H151V182H149V180H151L152 181V179H153V181L152 182H154L155 180H154V172H153V170H155L154 169V165H152L153 167H151L152 168V170H150L151 168L149 167V164H150V162H149V164H148V161ZM161 160H163L162 162H161ZM227 160V161H226ZM229 160V161H228ZM134 161V162H133ZM210 161V162H209ZM218 161V162H217ZM145 162V163H144ZM189 164H188V163ZM227 162H228V164H227ZM229 162H231L230 164L231 165H229ZM235 163L234 165L235 166H237V167H235V166H233V163ZM176 163H181V164H179L180 166H181V169L182 170H185V168H186V170L185 171H187L188 172V174H187V172H186V174L188 175V178L186 177L187 175L185 174V176H183L184 175V172L182 171L181 173L183 174L182 176H181V173H180V171H181V169L179 170V168H180V166L178 165V164H176ZM191 163V164H190ZM148 164V165H147ZM174 164H176V165H174ZM200 164V165H199ZM136 165V164H135ZM134 165V166H135ZM144 165V166H143ZM168 165H169V168H168ZM192 165V167H190V166ZM193 165H194V167H193ZM227 165V166H226ZM230 167H229V166ZM137 166V165H136ZM135 166V167H136ZM147 166V167H146ZM170 166L172 167H175V170H173L172 171V169H174L173 167L172 168H170ZM184 166V167H183ZM196 166H197V168H196ZM198 166H199V168H198ZM224 166V168H225V170H223L224 168H222ZM128 167V168H127ZM156 167V166H155ZM190 167V168H189ZM228 167L229 168H231V169H228ZM233 167L235 168V171H234V169H233ZM147 168H149V169H147ZM179 170V172H178V170ZM184 168V169H183ZM212 168V169H211ZM222 168V169H221ZM141 169L143 170V171H141ZM193 169H195V170H193ZM198 169V170H197ZM201 169H203L202 171H201ZM227 169V170H226ZM137 170V171H136ZM149 170V172L150 171H152V172H150V173H152V175H153V177L154 178H150V176H152L149 172H147V175H146V171H148ZM159 169H158V167H157V171H158ZM198 172H197V171ZM200 170V171H199ZM212 170H214V171H212ZM221 170H223V171H225L226 173H223V171H221ZM234 171V173H233V171ZM239 172H238V171ZM33 171H35L34 169H33ZM192 171V172H191ZM227 171H228V173H227ZM230 171H232V173H229ZM158 172H160V170L158 171ZM176 172H178V174L180 173V175L178 176L177 174H176ZM195 172L198 174H195ZM43 173H44V171H43ZM149 173V174H148ZM156 173V172H155ZM222 173V174H221ZM237 173V174H236ZM241 173L243 174L242 176H241V178H240V176L239 175H241ZM42 174V173H41ZM192 174H193V177H190L189 178V176H192ZM220 174V175H219ZM233 174V175H232ZM249 174V176H247ZM250 174H251V176H250ZM150 175V176H149ZM156 175H157V173H156ZM216 175V176H215ZM218 175H219V177H218ZM226 175V176H225ZM149 176V177H148ZM222 176H223V178L224 179H222ZM246 176V177H245ZM145 177H148V179H146ZM181 177H183V178H181ZM187 178L186 180L188 181L187 182V184H188V187H186V188H184L183 187V185L184 186H187V185H185V178ZM228 179H230L232 182H231V184H229V182L230 181H228L227 180V178ZM247 180H245V179ZM66 180L67 178L65 177H63L62 179H61V181L62 180ZM180 179H184L183 181H181L180 182ZM193 180V182L195 181L194 179H196V181H199V184H197L195 187H194V192H196L195 194L197 195L196 197H194V196H192V193H191V195L190 196H188L189 194H190V191H191V188H192V186H194L195 184V182L194 183H191L192 182V180ZM198 179V180H197ZM222 179V180H221ZM241 179V180H240ZM64 180L62 181V182H64ZM69 180L71 181V179L69 178ZM68 180V181H69ZM150 183V184H148L147 183V181ZM60 181V182H61ZM69 181V182H70ZM227 181V183H225ZM250 181H252V183L250 182ZM185 182V183H184ZM224 182V183H223ZM245 182V183H244ZM248 182H250V183H248ZM260 182V183H259ZM139 183V184H138ZM244 183V184H243ZM247 183V184H246ZM254 183V184H253ZM71 184H73V183H71ZM151 184H153V185H151ZM193 184V185H192ZM242 184V185H241ZM250 184V185H249ZM261 184V185H260ZM136 185L138 186V187H136ZM200 185V186H199ZM146 186V187H147ZM158 186V187H157ZM173 186V187H172ZM174 186H179L178 188L181 190V193L179 192L180 190L178 189V188H176V187H174ZM233 186V187H232ZM262 186H263V188H262ZM170 189H169V188ZM165 188H166V191H164L165 190ZM172 188H174V190L175 189H178L177 191L175 190H173ZM182 188H184V189H182ZM142 189H144L145 191H143ZM186 189V190H185ZM131 190L133 191L132 193H131ZM170 190V191H169ZM182 190H185V192L187 191V193H184V192H182ZM199 190V191H198ZM143 192V194H145V193H147V194H145L146 196H147V198H146V196H144V195H141L142 194V192ZM169 193H168V192ZM172 191V192H171ZM174 191V192H173ZM33 192H36V191H33ZM141 194H140V193ZM158 192V191H157ZM165 192V193H164ZM167 192V193H166ZM176 192H178V193H176ZM161 193V194H160ZM175 193H176V195L177 194H180V195H177V196H175ZM182 193H184L183 195L185 196L186 194V196L184 197L183 195H181ZM201 193V194H200ZM49 194V193H48ZM83 195H81V199H83L82 197H85V199H87V197H89V200H88V202L86 201H84L85 199H83V200H79L80 202H79V204H78V202L76 203L77 204V206L76 205H73L75 208L76 207H78V210H79V208H80V210L81 211H79V213L81 212V214H79L78 213V210H76L77 211V213L78 214H76L75 213V211L74 210H72V208L71 207H69L68 209L66 208H64V210H61L60 209V207L58 206L59 204H57V203H59V202H57V200L56 199H54V195H52V199H54V200H56V202L55 201H52V200H50L51 199V197H50V199H48V198H46V193H45V195H44V193L42 194V195H44L45 196V199H42V201H40L41 199H39V202H44V203H39L37 200H38V198L36 199V200H33L32 201V197L29 199L28 198V196L29 195H27V196H25V197H27V199H24V197H22V199L20 198V197H14L13 195V197H11V199L9 198V196H8V198H6V197H0V205L2 204H8L7 202H9V205L11 206V207H14L16 210L19 208V209H21L20 210V212H19V209H18V211L16 212V213H14V215L15 214H17L18 212V218L20 219L19 220V222H20V224L23 226V221H24V228H25V223H26V226H27V228H28V225L30 226V228H28V229H31L30 231H31V234H32V232L34 231V229L36 228L37 229V232H38V234H39V229L40 230H44L43 232L44 233H46V231L48 232L47 234H49V232L51 233V232H53V233H51V235H46V237L48 238V239H53V240H51V241H48V240H46V238H44V239H41V240H44V242H45V245L47 246V244H49L47 247L50 249V243L52 242V245H53V241H55L54 243V246L57 244V243H61L60 245H57V246H55L56 247V249H57V252L59 253L61 250H66L67 248H65L64 249V247H70V248H72V249H67L66 251H65V253L63 252V254H64V256L62 257V256H60V254L62 255V253H59V254H57L56 255V253H55V251L54 252H52V250H51V253L53 254V255H56V256H59L60 258L57 260V258L56 257H54L53 255V257H52V261L50 260V258L48 259L49 261H51V263H55V264H57L56 262H59V264H62V260L61 259H63L64 260V263L65 264H69V260L70 261H72V260H75V259H77L79 256H82V255H84V256H82V257H80V259H78V260H80V262L79 261H72V262H74V263H76V264H85L87 261L86 260H88V259H90V260H92L93 258H97L98 259V257L95 255V254H100V255H98V256H100V260L102 261V260H104V256H105V258H106V255H104L103 256V251L105 250V249H99L100 251L101 250H103V251H98V252H100V253H97L96 252V250H98V249H96V250H93V251H91L92 249H91V247H90V245H89V243H88V240H89V236L91 235V230H92V228H91V226L89 227V228H91L90 230H89V228L88 229H84L83 230V228H84V226H82L81 224H83V222L85 221H87V222H90V224H91V221L93 220V217H98V215L97 214H99L98 212H97V205H98V207H100V208H103L102 207V204H104V208H103V211L105 212V210L107 209V207H108V202L105 204V202H103V199H104V197L101 195L100 197H103L102 199L100 198L99 199V196L96 198V201H97V199L100 201V200H102L101 202L102 203H100V202H96V204L97 205H95V207L96 208H94V209H96L95 210V212H97V213H95V214H88L90 211H91V209H90V207H93L94 206V203L91 205V203L93 202H91V198H90V196H89V194H88V191H84L83 193H82ZM137 194V195H141V196H138L139 197V199L137 200V195H136V197H135V195ZM148 194V195H149ZM154 194V195H155ZM49 195H51V194H49ZM49 195H48V197H49ZM153 195V196H154ZM169 195V196H168ZM35 196H37V195H34V197ZM41 196V195H40ZM40 196H38V197H40ZM43 196V197H44ZM142 196H144V197H142ZM171 196H173V198H171L170 199V197ZM184 198H183V197ZM225 196V197H224ZM56 197H58V196H56L55 195V198ZM67 197V196H66ZM72 197V196H71ZM136 199H135V198ZM144 198V200H146V201H144V200H141L142 198ZM166 197V198H165ZM183 199H181V198ZM187 197H189V199H191V200H188V201H186V199H187ZM200 197L202 198L201 199V201L202 202H200ZM224 197V198H223ZM234 197H235V199H234ZM14 200H13V199ZM36 198V197H35ZM41 198V197H40ZM65 198V197H64ZM78 198V197H77ZM76 198V199H77ZM80 198V197H79ZM78 198V199H79ZM149 198V199H148ZM157 198V200H155ZM186 198V199H185ZM5 199H7V200H5ZM10 199V200H9ZM15 199H16V201H15ZM57 199H61V200H63V202H66L67 201V203H70V200L72 201V203L73 202H75V201H77V200H75V197H74V201L72 200V198H70V196H69V201H68V199L67 200H64L63 199V197L61 198H57ZM66 199V198H65ZM185 199V200H184ZM27 200V201H26ZM44 200V201H43ZM49 200V202H54V205H53V203L51 202V203H48V206H47V204H45V202L46 201H48ZM58 200V201H59ZM105 201H106V199H104ZM139 200H141V202L139 201ZM30 201V202H29ZM94 201H95V199H94ZM116 201V197H114V200H113V202H115ZM137 201H139V202H137ZM145 203H144V202ZM176 201H174V202H176ZM184 201H186V204H185V202ZM192 203H191V202ZM13 202V203H12ZM14 202H16L15 204L16 205H18V207L16 208V205L14 204ZM27 203V204H25V203ZM63 202L61 203L60 202V205H63ZM174 202L172 201V206H173V204H174ZM190 202V203H189ZM19 203V204H18ZM22 203H24V206L27 208L26 210H28V211H25V209H23L24 207H21V205H22ZM47 203V202H46ZM67 203H66V206H67ZM71 203V204H72ZM84 203V205H83V207H82V204ZM168 203V204H167ZM203 203V204H202ZM44 204H45V206H44ZM52 205V206H55L56 204H57V206L59 207H57V206H55V207H57V209L56 210H54L53 209V207L51 208L53 211H51V209H49V205ZM116 204V203H115ZM145 204V205H144ZM26 205H28V206H26ZM50 205V206H51ZM70 205V204H69ZM87 205H91V206H87ZM202 205V206H201ZM223 205L227 208V210H226V208L224 209L223 208ZM30 206V207H29ZM63 206H65V205H63ZM63 206L61 207V208H63ZM70 206H72V205H70ZM80 206V207H79ZM89 207L88 209H90V211L89 212H87V209L85 208V207ZM105 206H106V208H105ZM154 206V207H153ZM185 206V207H184ZM186 206H188L187 208H186ZM32 207H34L35 209L37 208L38 209V214L36 213V215H39V217H35V213H33V215L34 216H32V212L34 211V208L31 210V208ZM48 207V210H45V211H50V214H48V213H46V212H43L44 211V209H46ZM54 207V208H55ZM135 207H136V209H135ZM166 207V208H165ZM168 207V208H167ZM70 208H71V210H72V212H71V210H70ZM157 208V209H156ZM197 208V209H196ZM29 209H30V212H29ZM37 209H36V211H37ZM39 209H40V211H39ZM77 209V208H76ZM145 209H148V210H145ZM182 209V208H181ZM194 209H196V210H194ZM223 209L225 210V211H227L228 212V209H229V216H230V218H229V216L227 215V213L225 212V211H223ZM233 209V210H232ZM42 210V211H41ZM136 212H135V211ZM161 210H165V212L164 211H161ZM191 211V213L192 212H194V213H192V214H190L189 216H188V214L190 213V211ZM232 210V211H231ZM24 211H25V213L27 212H29V214H31V215H28V218L26 217L27 216V214H25L24 213ZM55 211V212H54ZM57 211H59V212H57ZM62 211L64 212V211H66V212H68V211H70L72 214H74V215H72L71 214V216L72 217H76V216H79V217H77V218H73V226H70V224H71V221H70V224H69V222H68V224H69V226H70V228L71 227H73V228H71V230L72 229H74V228H77V230H75L74 229V231H76V233H73V234H71V230H69L68 229V224L67 225H65L64 223V225L65 226H63L62 224H61V222L62 221H64L63 220V218H62V221H60L59 220V218L60 217H58L57 218V216H55L57 213H58V215H59V213L61 214L62 213ZM84 211V212H83ZM195 211H196V213H195ZM204 211V212H203ZM13 212H15V210L13 211ZM21 212H22V214H23V217H24V215H26L23 219H22V214H21ZM51 212H53V214L51 213ZM57 212V213H56ZM130 212H134V217H133V213L131 214ZM139 212H141V211H139ZM166 213V215L165 216H167V214H169L170 213V215H173V216H175L176 217V219H175V217H174V220L172 219H169V218H171L169 215V217L167 216V217H165L164 219L165 220H161V219H163V217H164V213ZM182 212V213H181ZM200 212V213H199ZM237 212H239V215L241 214V217H242V214H243V217L245 216V218H247V216H250L249 218H247L246 220H247V222L250 224H254L253 226H250V225H248V223L246 224V220H245V218L243 219V217L241 218V217H237ZM44 213V214H43ZM45 213L46 214H48V215H45ZM54 213H56L55 215H54ZM91 213V212H90ZM161 215H160V214ZM186 214V215H184V214ZM222 213V214H221ZM234 213V214H233ZM43 214V215H42ZM64 214H65V212H64ZM64 214H62L63 216H64ZM148 215V216H145V215ZM208 214V215H207ZM17 215H15V216H17ZM40 215H42V218L44 219V220H47L48 222L50 221L51 222V224H53V222H55V225L57 224V222L59 221V224H60V226L62 225L64 228H66V226H67V230H69V232L70 233H68L69 235H72V236H74V234H75V236L74 237H72V236H69V235H66V236H69V237H72V238H75L74 240H76L75 242H74V240L73 239H68V237H66V239H68V240H70L73 244L72 245H70L71 243H69L70 241H68V243H69V245H68V243H66L68 246H64V245H62V244H64V242H66L65 241V239H62V240H64V241H62V242H60L61 240L58 238V237H61L62 235L60 234V229H59V226H58V233L52 228V227H54V224H53V226L51 225V226H49L48 225V222H46V221H43V219H41L40 218ZM45 215V216H44ZM51 215H54V218H56L57 220L56 221H54L55 219L54 218H52L51 217ZM67 215H69V212L67 213V214H65V217L67 216ZM81 215V216H80ZM88 215V216H87ZM92 215V216H91ZM97 215V216H96ZM158 215H160L161 217V219H159V221H158V219L157 218H159V217H157ZM194 217V215H195V217L193 218L192 216ZM196 215L198 216L197 218H196ZM199 215H200V217H199ZM222 215H225V216H223L222 217ZM3 217H2V220H1V218H0V233L1 234H4L6 231L5 230H7L8 228H10V225H11V227L12 226H14L16 223H18L17 225H19L20 226V224H19V222L17 221L15 224H14V222H13V220L15 221L16 219L14 218V219H12V221L10 220V218L8 219V221H11V223L10 222H8L7 221V219H5V217H4V214L2 215ZM32 217L33 218V220H32V218H30V217ZM90 216H91V219H90ZM145 216V217H144ZM163 216V217H162ZM187 216H188V219H186L187 218ZM203 216V217H202ZM231 216H233V218L231 217ZM0 217H1V214H0ZM70 216H67V218H69ZM72 217H71V219H72ZM82 217V219H79V218H81ZM84 217V218H83ZM152 218L151 220H150V218ZM177 217H179V220H177ZM193 218V219H195L194 221H192V222H194V223H196V225H197V227H196V225L193 223L192 224V222H191V218ZM228 217V218H227ZM252 217V218H251ZM253 217H256V219H258V223H263V226H260V225H262V224H260L259 226H257L258 225V223H256L255 221H253ZM4 218V219H3ZM18 218H17V220H18ZM36 218H38L39 220V222H37V219ZM89 218V219H88ZM133 218V219H132ZM135 218V219H134ZM138 218V217H137ZM144 218H145V220H144ZM154 218H156V219H154ZM168 218V219H167ZM173 218V217H172ZM183 219V221H185V223L186 224H182L181 225V223H183V221L180 223V224H178L179 222H180V219ZM190 218V219H189ZM200 218V219H199ZM236 218H238L239 220H240V218H241V222L239 221L238 222V219H236ZM251 218V220H249ZM36 221H35V220ZM40 219L43 221V223H42V221L40 222ZM65 219V218H64ZM74 219H79L78 221L80 222V225H79V223H77L79 226H74V225H76V224H74L75 222H77L76 220H74ZM83 219H84V221H83ZM85 219H87V220H85ZM130 219V218H129ZM212 219V220H211ZM5 220V221H4ZM53 220V221H52ZM82 220V221H81ZM89 220V221H88ZM167 220H171V221H175L176 220V222L177 221H179L177 224L175 223V222H173V223H175V225L174 224H171V221H170V225L169 224H167L168 222H167ZM208 220V221H207ZM230 220V221H229ZM232 220H234V222H231ZM242 220H244V222H242ZM1 221H3V223L1 222ZM32 221V222H31ZM142 221V222H143ZM158 221V222H157ZM166 221V222H165ZM228 221V222H227ZM236 221V222H235ZM250 221V222H249ZM252 221V222H251ZM13 222V223H12ZM47 223V227H46V223ZM50 222H49V224H50ZM65 222H67V221H65ZM82 222V223H81ZM84 222V225H86L85 227H87V225L89 226V223H85ZM160 222V223H159ZM203 222V223H202ZM10 223V224H9ZM135 223H134V225H135ZM139 223V224H140ZM245 223V224H244ZM12 224H14V225H12ZM28 224V225H27ZM40 224V225H39ZM44 224V225H43ZM144 224V223H143ZM142 224V225H143ZM223 224V225H222ZM224 224H227V226H225ZM229 224H231V226L232 227H234V228H232ZM72 225V224H71ZM101 224H99V227H100V229L99 230H101L102 231V229H101V226H100ZM133 225V226H134ZM145 225V224H144ZM169 225V227H167ZM174 225V226H173ZM179 225H181V227H185L186 225V230H184L183 228V230L185 231V232H178L177 233V231H179V229L181 228V227H178V230H176V228H175V230L173 229V228H171V231H168V230H170V226L171 227H177V226H179ZM183 225H185V226H183ZM198 225H199V229H198ZM235 225V226H234ZM250 226L249 228H248V230H247V227L248 226ZM7 226H8V228H7ZM19 226H17L18 228H19ZM31 226H33V230H32V228H31ZM42 226V227H41ZM44 226V227H43ZM49 226V227H48ZM132 226V227H133ZM136 226V225H135ZM134 226V228H132V227H130L127 231L125 230V232H123V234H125V236L124 235H122V236H116L115 235V237H114V235H113V237L115 238H112L113 239V241L114 242H111V237H109V240L110 241H105V243H106V245H107V247H109L110 245L111 246H113L114 244L116 245L117 243V240H119V239H121V238H125L126 236L128 237V238H130L129 239V243L126 245V249L128 248V247H131V245H132V248H133V244L135 245V248L133 249V250H135V252L132 250V249H130L129 248V250L131 251L130 253H132V252H134V255L136 254V258H137V254L139 253V250H140V248H139V246L138 245H142V242L140 243V241L138 240L137 241V237L135 238L134 237V235H136V234H133V233H136L137 232V230H138V225H137V228ZM193 226V227H192ZM223 226H225V227H223ZM16 226H14V227H12L11 228V230H12V232H13V228H17ZM23 227H21L20 226V228L21 229H19V230H23L22 232H17L18 231V228H17V231H15L16 233H19L20 235L19 236H21V235H23V236H21V237H24V234L25 233H28L29 232V230H26V231H28V232H26V231H24V228ZM51 227V228H50ZM56 228H57V225L55 226ZM54 227V228H55ZM63 227H60V228H62L63 229ZM79 227L82 229V231H81V229H80V231H79ZM139 227L140 228H142V229H140L139 228V230L140 231H144V227H141L140 225H139ZM155 227V228H154ZM192 228V231L190 232H188V230L190 229L191 230V228ZM251 227H253V228H251ZM3 228H5L4 230H3ZM7 228V229H6ZM43 228V229H42ZM55 228V229H56ZM162 228H164V229H162ZM196 228V229H195ZM203 228V229H202ZM236 228V229H235ZM251 228V229H250ZM258 228V229H257ZM35 229V230H36ZM133 231H132V230ZM135 229V230H134ZM174 231H173V230ZM210 229V230H209ZM214 229V230H213ZM222 229H226V232H228V234H227V236H226V233H225V231L224 230H222ZM230 229H231V232H230ZM252 229H255V230H252ZM8 230H10V229H8ZM8 230H7V232H8ZM50 230H52V231H50ZM64 230V229H63ZM66 229H65V231H67ZM86 230H89V231H86ZM103 230H105L104 228H103ZM183 230H181V231H183ZM202 230V231H201ZM250 230V233L248 232ZM251 230H252V232L253 231H255V232H253L252 234H254L255 235V233L256 232H258V233H256L257 235H252L251 234ZM5 231V232H4ZM42 231H41V233H42ZM55 231V232H54ZM105 231H107V229L105 230ZM105 231L103 232V234H105L106 236H107V234L105 233ZM130 231V232H129ZM131 231H132V233H131ZM140 231H138V235H136V236H140ZM156 231V230H155ZM164 232L165 233V235H164V233H163V236H162V238H160V233L161 232ZM171 232V235L172 236H170V235H167L168 234V232ZM222 231L225 233V234H223L222 233ZM241 231V232H240ZM245 231L246 232V234H241V233H243V232ZM12 232H8L9 234H11ZM14 232V234L16 235V237H15V240L17 239V237H19L16 233ZM72 232H73V230H72ZM81 232H82V234H81ZM88 232V233H87ZM172 232H173V234H172ZM175 232V233H174ZM188 234H187V233ZM235 232H237V233H235ZM7 233V236H6V233L4 234V238L5 239H7L8 238V240H9V238L13 235V233L11 234V235H9ZM23 233V234H22ZM36 232H34L33 233V235H35L36 236V234H35ZM44 233H42V235H41V237L39 236V235H37V236H39V238H43L42 236H44L43 234ZM62 233V232H61ZM79 233H80V235H79ZM90 233V234H89ZM131 233V234H130ZM185 233V235L187 234V235H190V238L192 237V239H197V237H198V239H197V242L195 243V242H193V241H191L192 239H190L189 238V236H187V238H189V239H187V238H185L186 236H183V234ZM192 233V234H191ZM230 233V234H229ZM234 234V236H235V238H234V236L232 237V234ZM251 234V235H249L248 236V234ZM260 233H261V235H260ZM0 234V239L3 237V235H1ZM30 234V232L28 233V235ZM54 234H56V235H54ZM62 234H64V232L62 233ZM66 234V233H65ZM76 234H78V238H80L81 240H83V241H81L80 239H77V235ZM87 234V235H86ZM102 234V236L104 237L105 235H103ZM162 234V233H161ZM170 234V233H169ZM178 234V235H177ZM236 234H238V236L236 235ZM28 235L26 236V234H25V236H26V238H29V239H31L30 238V236L28 237ZM58 235H61V236H58ZM82 235V236H81ZM108 235H111V234H108ZM192 235V236H191ZM242 235H245V236H242ZM6 236V237H5ZM32 236V235H31ZM34 236V240L32 239V240H30L31 242L32 241H34V245L37 243V239H36V237ZM52 236L54 237V236H56V238H57V240H55L56 238L54 237V238H52ZM58 236V237H57ZM80 236V237H79ZM86 238H85V237ZM100 236H101V234H100ZM105 236V237H106ZM166 236H168V237H166ZM177 236L179 237V236H183V238H181L180 237V239L181 240H183L182 241V243L183 244H181V240L178 238L177 239ZM237 236V237H236ZM242 236V237H241ZM254 238H253V237ZM258 236L259 237H262V238H259L258 239V241H257V239L256 238H258ZM62 237H64V235L62 236ZM83 237L85 238V239H83ZM156 237V236H155ZM173 237H176V238H173ZM216 237V238H215ZM244 237V238H243ZM256 237V238H255ZM4 238H2V239H4ZM14 238V235H13V237H12V240H14L13 239ZM33 238V237H32ZM38 238V237H37ZM165 238L166 239H168L167 241H165ZM171 238V239H170ZM202 240H201V239ZM204 238V239H203ZM225 240H224V239ZM228 238V239H227ZM231 240H230V239ZM237 238H239V241L237 240ZM243 238V239H242ZM247 238V239H246ZM2 239L0 240V242L2 241ZM24 240L25 238H21V240ZM29 239H26V240H29ZM37 241H36V240ZM58 239L60 240L59 242H57L58 241ZM117 239V240H116ZM158 238H156L155 240H157ZM162 239V240H161ZM174 239V240H173ZM188 240V241H185V240ZM235 239V240H234ZM240 239H241V241H240ZM250 239V240H249ZM12 240H9V241H12ZM20 239L18 238V240H16L15 242L16 243H21V246L23 245L22 243H23V240L22 241H20V242H18ZM26 240H24L25 241V245H27L28 243L29 244H31L30 243V241H27L26 242ZM40 240V244H36L35 246H33V242H32V245H31V247H33V248H31V249H33L32 251H33V253H38V252H34V250L36 251V249L38 248V251H39V248L40 247H43L42 245H44V244H42L43 242ZM77 240H79V241H77ZM84 240H85V242L86 243H84L83 244V242H84ZM133 240V241H132ZM136 240V241H135ZM177 240H179L180 241V243L177 241ZM200 240V241H199ZM230 240V243L228 242ZM256 241V243H254V241ZM9 241H8V243H7V240H3V242H6L8 245L9 244H13V243H15L14 241L13 242H11V243H9ZM47 241V242H46ZM80 241L82 242V243H80ZM153 242H154V240H152ZM235 241H236V244H235ZM237 241L238 242H241V244L240 243H238L240 246H238L237 245ZM246 241V243H248V244H246V243H243V242H245ZM261 241H262V246L260 245L261 244ZM50 242V243H49ZM76 242H78V243H76ZM177 242H178V244H181V245H178L177 244ZM191 242V243H190ZM201 242V243H200ZM204 242V243H203ZM231 242H233V243H231ZM2 243V242H1ZM0 243V244H1ZM47 243V244H46ZM80 243V244H79ZM102 243H104V242H102ZM104 243V244H105ZM110 243V244H109ZM132 243V244H131ZM136 243H140V244H136ZM152 243V242H151ZM150 243V244H151ZM155 243H156V241H155ZM185 243V244H184ZM188 243V245H190V246H187L186 244ZM194 243V244H193ZM243 243V244H242ZM254 243V244H253ZM257 243H259V244H257ZM7 244H1L0 246V264H18V262H19V264H26V262H28L27 264H39V263H37V262H35V261H37L36 259H38V258H40V261H38V262H40V264H43V262L45 261V260H47V255L43 252V254H41V251H39L40 252V254H39V256H41V257H38L37 258V256H35V254H31V250H30V246H29V244L27 245L28 247H29V250H27V251H29V252H27V251H22L21 253H23L22 254V257L24 256H27L28 255V257H26V259H24V257L23 258H21V254L20 253H18L17 254V252H20L21 250H23V249H21L20 250V248H18L17 246H15V245H17V244H13V246H15V248L17 247L18 248V250L17 249H15L14 250V247H13V249H12V245L10 246H7L6 247V245ZM65 244V245H66ZM75 244L77 245H80L81 247L83 246V245H85V246H87L86 247V249H84V247H83V249L80 247V246H75ZM82 244V245H81ZM157 244V243H156ZM155 244V245H156ZM162 244V245H161ZM200 244V245H199ZM203 244V245H202ZM231 244V245H230ZM255 244H256V247H255ZM20 245V244H19ZM37 245H40L39 247H36ZM125 245L124 246H122V245H120L123 249H124V252H125ZM160 245V246H159ZM195 245V246H194ZM235 245H237V246H235ZM5 248H4V247ZM27 246H24L23 245V247L22 248H24V247H27ZM46 246L45 247H43V249L44 248H46ZM50 246V247H49ZM53 246V247H54ZM128 246V247H127ZM146 246H148V247H153L154 246V244H153V246L151 245H146ZM184 246H186V247H184ZM202 248H201V247ZM247 246V247H246ZM258 246V247H257ZM28 247L26 248V249H28ZM53 247H51V248H53ZM55 247H54V249H55ZM58 247H61V250L58 248ZM76 248V249H74V248ZM77 247L79 248V249H77ZM106 247V248H107ZM121 247H119L118 249H117V252H115V250H113L116 254L117 253H119V251H120V253H124V252H122V250H121ZM138 247V248H137ZM165 247H167L166 249H165ZM184 247V248H183ZM197 247V250H198V248H199V250H201V249H203L204 251H202V253L203 254H201V252H200V254H199V252L195 249ZM217 247H218V249H217ZM233 247V248H232ZM240 247H242V249L243 248H246V249H244V250H246L245 251V253L244 252H242V254H239L242 250H241V248H240V250H238ZM255 247V248H254ZM259 247H261V248H259ZM6 248H8V249H6ZM12 249V251H11V249ZM35 248V249H34ZM48 248H46V251H47V249ZM63 248V249H62ZM137 248V249H136ZM154 249H155V246L153 247ZM152 248V249H153ZM156 248H157V245H156ZM180 248L182 249L181 251H180ZM201 248V249H200ZM221 248H224L223 250L221 249ZM236 248V249H235ZM250 248V249H249ZM251 248L253 249V250H251ZM258 248V249H257ZM263 248V249H262ZM1 249H2V251H1ZM48 249V250H49ZM59 249V250H58ZM73 249L74 250H77V253H76V251L74 252L73 251ZM82 249V254H81V252H80V250ZM89 249V250H88ZM120 249V250H119ZM139 249V250H138ZM216 250V252H215V250ZM226 249V250H225ZM233 249H235V250H233ZM256 250V252H255V250ZM260 249V250H259ZM3 250H5V251H3ZM8 250H10V252L8 251ZM24 250H25V248H24ZM129 250H127L126 252H128ZM191 250H192V252H191ZM218 250V251H217ZM220 250H222V251H220ZM237 250L238 251H240L239 253L237 252ZM263 250V251H262ZM13 251H15L14 252V254L16 253L17 254V257H15L16 256V254L13 256ZM42 251H45V250H42ZM50 251V250H49ZM73 251L74 253H76L75 255L77 256V254H78V257L77 258H75L76 256H74V254H73V252L71 253V252ZM78 251H79V253H78ZM86 251H87V254H88V252L89 251H91V252H89V254H88V256L90 255L91 257H87L85 254H83V253H86ZM112 251V253H114ZM27 254V255H25V253ZM94 254H93V253ZM160 252V254L159 253H157V254H159V255H154L153 257H152V259L153 260H156V261H153V260H151L152 261V263L154 262V263H156V262H161V260L163 259V257H162V255L161 254H163L164 252H161V251H159ZM229 252H231V253H229ZM253 252H254V255H253ZM259 252H261V253H259ZM70 253H71V255H70ZM111 253V254H112ZM119 253V254H120ZM129 252L127 253V255L128 256H126V254H125V258L127 259V257L129 258V260L127 261V263H125V261L123 262V263H120V264H135L137 261V263L136 264H141L142 263V259H140V257H138V259H135L134 257V255L133 254H130ZM196 253H197V255L199 256H201L203 259H201V257L199 256H196ZM211 253H214V255L213 254H211ZM216 253H220V254H217L218 255V257H217V255H216ZM223 253H224V255H223ZM232 253H233V255H232ZM244 253V254H243ZM12 254V255H11ZM20 254V259H22V260H18V259H15V258H19L18 257V255ZM47 254H50V253H48L47 252ZM67 255V257H66V255ZM72 254H73V256H72ZM110 254V257L112 256ZM116 254H115V256H116ZM129 254H130V256L131 257H133L134 258V262H132L133 261V258H132V261L130 260L131 259V257L129 256ZM248 254V255H249ZM258 255V257H257V255ZM4 256V258L6 259V261H5V259L3 258V256ZM9 255H11L10 257H9ZM34 255V256H33ZM109 255V254H108ZM118 255V254H117ZM120 255H122V254H120ZM133 255V256H132ZM161 255V256H160ZM179 255V256H180ZM213 255V256H212ZM220 255V256H219ZM223 255V256H222ZM240 255H244V256H242V258H241V261L239 260L240 259ZM6 256H8V257H6ZM42 256H43V258H42ZM45 256V257H44ZM49 256V255H48ZM87 258H86V257ZM93 256H96V257H93ZM114 256V255H113ZM113 257L112 259H110V263H112L111 261H113V263L112 264H114V260H115V258L116 257ZM119 256V255H118ZM118 256H117V258H118ZM162 257L161 259H160V257ZM212 256V257H211ZM222 256V257H221ZM235 256V257H234ZM250 256V255H249ZM4 259H2V258ZM30 257V258H29ZM33 257H36V258H34L33 259ZM49 257H51V254H50V256ZM62 257V258H61ZM66 257V258H65ZM68 257H71V258H75V259H71V258H69L68 259ZM83 257H85L84 258V260H82L83 259ZM93 257V258H92ZM109 257V258H110ZM208 257H209V259H208ZM219 257H221V259L219 258ZM9 258H10V260H9ZM29 258V259H28ZM42 258V259H41ZM55 258H56V260H55ZM117 258H116V260H117ZM125 258H121V256H119V258L118 259H124V260H126ZM159 258V259H158ZM200 258V259H199ZM205 258V259H204ZM210 258H213L212 260L213 261H211V259ZM216 258V259H215ZM236 258H239V259H236ZM256 258H258L259 260H257ZM12 259V260H11ZM16 261V262H14V263H12V261H14V260ZM65 259L68 261V262H65ZM236 259V260H235ZM256 259V260H255ZM10 261L9 263L7 262V261ZM18 260V261H17ZM41 260H42V263H41ZM47 260V261H48ZM89 260V261H90ZM108 260L109 259H107V261L106 262H108ZM136 260V261H135ZM159 260V261H158ZM204 260V261H203ZM206 260H207V262H206ZM233 260V261H232ZM263 260V262H261ZM34 261V263H32ZM47 261H45L46 262V264H47ZM49 261H48V263H49ZM62 261V262H61ZM99 261V259L97 260V262ZM123 261V260H122ZM129 261H131V262H129ZM140 261H141V263H140ZM240 261V262H239ZM245 261V262H246ZM45 262H44V264H45ZM72 262H70V263H72ZM78 262V263H77ZM90 262H92V261H90ZM102 262H105V260L104 261H102ZM102 262H98L99 264L100 263H102ZM102 263V264H108V263ZM129 262V263H128ZM214 262V263H213ZM237 262V263H236ZM239 262V263H238ZM243 262H242V264H243ZM245 262H244V264H245ZM248 262H246V263H248ZM63 263V264H64ZM74 263H72V264H74ZM87 263H89V262H87ZM86 263V264H87ZM93 263H96V260H95V262H94V259H93ZM109 263V264H110ZM116 264L118 263V262H115ZM215 263V264H216ZM97 264V263H96ZM119 264V263H118ZM180 264H183V263H180ZM232 264V263H231Z\"/></svg>","mask_w":264,"mask_h":264},{"label":"bare ground","instance_id":"2","mask_svg":"<svg viewBox=\"0 0 264 264\" xmlns=\"http://www.w3.org/2000/svg\"><path fill=\"white\" fill-rule=\"evenodd\" d=\"M207 1V0H206ZM210 1V0H209ZM217 1V0H216ZM224 0H219V3L221 4V5H219V6H216V8L213 6V12H214V10H216L217 9V11H215V12H217V14H211L212 13V10H211V6H210V8L208 9V10H211L210 12L211 13H209V11H208V14H209V18H208V16H207V18L206 19H211V21H209V22H211V23H213L214 24V26H215V28H214V32H215V35H213V36H215L216 37V39L217 40H215V37H213L214 38V40L215 41H217V43H218V40H219V42H221L222 40H224L225 39V36L224 35H228V36H230L229 35V32L228 31H230V30H228L227 31V29L225 28L227 25H228V23H227V19L230 17V14L231 13H234V12H231L232 11V9H231V11H230V9L229 8H227V7H225L224 6V4L222 5V3H224L223 2ZM228 2H229V0H227ZM242 1V0H241ZM246 1V0H245ZM213 2H214V0L212 1V4H213ZM225 2H226V0H225ZM231 2V4H232V1H230ZM235 2V1H234ZM210 3H211V1H210ZM218 3V4H219ZM243 3H244V1H243ZM247 5H246V7L247 8H249V10L252 8V6H250L249 7V3L250 4H252V5H255V7H257L256 8V10L258 9L259 11H260V15H259V17L257 16V19H255V20H257V22H256V24H255V26L257 27V28H255L254 30L255 31H257L261 36H262V42H261V40H258V43H260V45L258 44V43H255V45H256V47H255V45H252V46H254V47H252L251 45H248V46H244V48H242V49H244V50H247L246 52L248 53V51H250V55H251V53L252 54H254L253 56H250V55H248V54H246V55H248L247 57H249V58H247L246 57V55L245 54H243V55H245V58H244V61L242 60L243 59V57L240 55V57H242L241 59H239L238 61H242V64L240 65V66H238L239 67V69H237L238 71H235L236 69L235 68H237V65H239V63H241V62H239V63H237L238 61H235L236 63H235V65H236V67H235V65H233L234 66V71L235 72H237V74L235 73V78L236 77H238L237 75H239L240 73L242 74L243 72L242 71H248L249 69H251V68H254L255 67V69H256V67L258 66V68H261V69H263L264 68V57H262V53L260 54V53H258V54H260L261 56L259 57H257V52H258V50H259V47L262 45V43L264 44V0H253V1H251L250 0V2H245ZM203 4V3H202ZM217 4V3H216ZM211 5V4H210ZM228 5H230V3L228 4ZM234 5V4H233ZM242 5V4H241ZM243 6H244V4H243ZM207 7V6H206ZM231 7V6H230ZM238 7H240V5L238 6ZM242 7V6H241ZM245 6L243 7L244 9H247ZM215 8V9H214ZM232 8V7H231ZM66 9V8H65ZM67 9H69V8H67ZM206 9V8H205ZM234 9H238V8H234L233 7V10ZM242 9V8H241ZM252 9H254V8H252ZM251 9V10H252ZM74 10H75V8H74ZM239 10V9H238ZM250 10V11H251ZM66 11V10H65ZM69 11V10H68ZM237 11V10H236ZM241 11V10H240ZM246 11V10H245ZM71 12V11H70ZM231 12V13H230ZM249 12V11H248ZM257 12V11H256ZM64 13V12H63ZM259 13V12H258ZM65 14H67L66 12H65ZM210 14H211V16L212 15H214V16H212V17H214L213 19L214 20H212V18H211V16H210ZM229 14V17L227 18V15ZM236 14V13H235ZM240 14V13H239ZM206 15H207V12H206ZM217 15V16H216ZM240 15H243V14H240ZM249 15H251V13L249 14ZM47 16H48V14H47ZM62 16V15H61ZM60 16V14H59V12L58 13H56V14H54V16H52L51 18H53V17H55V24H54V26H50V25H48V22L46 21L45 23H43V25H44V27L43 28H39V30L41 31V34H46V33H50V32H53L52 31V29H53V27H55V25L56 26H59V25H61V24H63L65 21H66V16L65 17H61ZM205 16V15H204ZM234 16V15H233ZM247 16V15H246ZM43 17V16H42ZM235 18H237L238 16H234ZM243 17H244V15L242 16V18H240V19H243ZM251 17H252V15H251ZM254 17H255V15H254ZM253 17V18H254ZM49 18H50V16H49ZM48 18V19H49ZM235 18H234V20H235ZM247 18V17H246ZM252 18V19H253ZM43 19H44V17H43ZM227 20V21H226ZM229 20H230V18H229ZM247 20V19H246ZM232 21V20H231ZM244 21H245V18H244ZM54 22V21H53ZM208 22V21H207ZM236 22V21H235ZM235 22H233V25L235 24ZM242 22H240V24H241ZM231 24V23H230ZM237 24V23H236ZM206 25V24H205ZM212 25V24H211ZM232 25V26H233ZM202 26V25H201ZM213 26V27H214ZM229 26V25H228ZM227 26V27H228ZM235 26V25H234ZM233 26V27H234ZM254 25H253V27H255ZM205 27V26H204ZM253 27H252V30H253ZM34 29H35V27H33ZM36 28H37V26H36ZM56 28V27H55ZM60 28V27H59ZM206 28H207V26H206ZM229 29H232V30H234V28H230V26L228 27ZM205 29V28H204ZM211 29L213 30V28L211 27ZM38 30V29H37ZM54 30V29H53ZM73 30V29H72ZM207 30V29H206ZM251 30V31H252ZM227 31V32H226ZM235 31V30H234ZM234 31H232V32H234ZM240 32H241V30H239ZM239 31H237L238 33H239ZM78 32V31H77ZM206 32V31H205ZM208 32V31H207ZM232 32H230V34L232 33ZM249 32V31H248ZM76 33V32H75ZM252 32H249V34H251ZM256 33V32H255ZM206 34H208V33H206ZM213 34V33H212ZM240 35H244L243 34V32L242 33H239ZM246 34V33H245ZM37 35H39L40 36V34L38 33ZM36 35V36H37ZM75 35V34H74ZM220 35V36H219ZM232 36L234 35V36H236V34L234 33V34H231ZM238 35V34H237ZM44 36H46V35H44ZM209 36V35H208ZM38 37V36H37ZM41 37H43L42 35H41ZM86 37V36H85ZM210 37V36H209ZM227 37V36H226ZM231 37V36H230ZM235 38V37H234ZM39 39V37L37 38V40ZM211 39V38H210ZM34 40V39H33ZM72 40H74V39H72ZM101 40H104L103 38H101ZM212 40V39H211ZM226 40H227V38H226ZM226 40H225V42H226ZM241 40V39H240ZM93 41V40H92ZM91 41V42H92ZM213 41V40H212ZM77 42L78 41H76V43H75V45L77 44ZM100 42V41H99ZM99 42H98V44H99ZM108 42V41H107ZM223 43H225L224 41H222ZM251 42V41H250ZM253 42V41H252ZM254 42H257L256 40L254 41ZM62 43L63 42H61V44H59V45H61L62 46ZM64 43H66V42H64ZM64 43H63V46L62 47H64L66 44H67V48L69 47V45H70V42L68 41V43H66L65 45H64ZM211 43H213V42H211ZM237 43V42H236ZM239 43V42H238ZM241 43V45L243 44V42L241 41L240 42ZM22 44V43H21ZM69 44V45H68ZM107 43H102L101 45H97L98 47H100V46H102L104 49H103V52H107V47L105 46L104 47V45H106ZM218 44H222V43H218ZM230 44V43H229ZM245 44V43H244ZM251 44H253V43H251ZM95 45V46H96ZM108 45V44H107ZM217 44H215V46H216ZM220 45H218L219 46V50L220 49H224L225 50V47L223 48V47H221ZM226 45H228V44H224V46H226ZM236 45V44H235ZM238 45V44H237ZM240 45V46H241ZM73 45H71L70 47H72ZM91 46H93L92 44H91ZM97 46H96V48L95 49H99V48H97ZM218 46H216V47H218ZM239 46V47H240ZM57 48H58V46H56ZM69 47V48H70ZM76 47V46H75ZM80 47V46H79ZM102 47H100L101 49V52H102ZM233 47V46H232ZM242 47V46H241ZM15 48V47H14ZM61 48V47H60ZM78 48V47H77ZM76 49V48H75ZM80 49V48H79ZM92 49H93V51H92V55L90 56L91 58H95V57H97L95 54H96V52H94L95 50H94V46L92 47ZM91 48H90V52H91V50H92ZM129 49V48H128ZM201 49V48H200ZM226 49H229V48H226ZM234 48H232V50H233ZM264 49V46L262 45V48H260V50L259 51H261V52H264V51H262V50ZM72 50V48L70 49V51ZM78 50V49H77ZM76 50V51H77ZM100 50H98V51H100ZM108 50H110V49H108ZM205 50H207L206 48H205ZM58 51H61V50H58ZM75 51V52H76ZM81 50H79V52H80ZM199 51V50H198ZM208 51V50H207ZM229 51H230V49H229ZM252 51V52H251ZM7 52V51H6ZM41 52H43L42 50L40 51V54H42ZM56 52V51H55ZM202 52V51H201ZM210 52V51H209ZM214 52V51H213ZM222 52V51H221ZM221 52H216V54L217 53H219L220 54V56H217V58L218 57H225L226 59L227 58H229V52H228V50L226 51V52H223V54L224 53H226V54H224V56H223V54L221 53ZM242 52V51H241ZM240 52V53H241ZM245 52V51H244ZM54 53V52H53ZM57 53V52H56ZM55 53V57L54 58H57V59H60L61 60V62L60 63H63V65H65L64 63H68V62H66V59H68V57L70 56H67V54L66 53H58V55ZM98 53V52H97ZM114 53V52H113ZM112 53V54H113ZM207 53V52H206ZM227 53H228V55H227ZM65 54V55H64ZM79 54V53H78ZM109 54H110V52H109ZM135 54H136V52H135ZM198 54V53H197ZM197 54L194 56V58H197ZM202 54V53H201ZM264 54V53H263ZM80 55H81V53H80ZM99 55H100V53H99ZM104 55L106 56V54L104 53ZM119 55H121V54H119ZM118 53H117V58H119L118 56ZM147 55V54H146ZM200 55V54H199ZM212 55V54H211ZM225 55H227V56H225ZM4 56V55H3ZM40 56V55H39ZM58 56V57H57ZM103 54L101 53V58L100 57H97V59L98 58H100V62H101V59L103 58L104 59V63L106 62L105 61V56H103ZM113 56V55H112ZM124 56V55H123ZM128 56V55H127ZM126 56V57H127ZM207 56V55H206ZM210 56V55H209ZM75 57V56H74ZM115 57V58H116ZM121 57V56H120ZM129 57V56H128ZM149 57V56H148ZM151 57V56H150ZM200 57V56H199ZM198 57V58H199ZM202 57V56H201ZM205 57V56H204ZM214 57H215V54H214ZM213 57V58H214ZM221 57V58H222ZM232 57H234V55H232ZM231 57V58H232ZM3 58V57H2ZM2 58H0V60L2 59ZM4 58H6V57H4ZM53 58V57H52ZM66 58V59H65ZM117 58H116V64H118L117 62H118V60H117ZM125 58V57H124ZM124 58L122 59V58H120V59H122L121 61H123L124 60ZM133 58V57H132ZM137 58V57H136ZM156 58V57H155ZM224 58V59H225ZM257 58V59H256ZM38 59V58H37ZM40 59V58H39ZM43 59V58H42ZM47 59V58H46ZM56 59V60H57ZM77 59V58H76ZM75 59V60H76ZM80 59H81V62H83L82 60H83V56L81 55L80 56ZM97 59L95 58V60L97 61ZM128 58H126V60H127ZM135 59V58H134ZM138 59H140V58H138ZM200 59V58H199ZM203 59V58H202ZM202 59H200V62L201 61H203ZM212 58L210 57L209 59H205V60H211ZM235 58H233L232 60H234ZM246 59V60H245ZM259 59V60H258ZM4 60V59H3ZM2 60V61H3ZM44 60H45V57H44ZM111 60V59H110ZM112 60H114V59H112ZM130 60V59H129ZM147 60H149V59H147ZM216 60V59H215ZM218 60L220 61V60H223V59H219L218 58ZM232 60H231V62H232ZM42 60H40V62H41ZM47 61H49V59L47 60ZM80 61V60H79ZM98 61V62H99ZM107 61H109V60H107ZM152 61V60H151ZM198 61V60H197ZM227 61H229L230 62V59L228 60L227 59ZM226 60H223L222 61V63H220V64H223V65H225V64H227V63H229V62H227ZM257 61H259V62H257ZM43 62V64H44V61H42ZM41 62V63H42ZM125 62V61H124ZM140 62V61H139ZM153 62V61H152ZM152 62H150V63H152ZM199 62V61H198ZM197 62V63H198ZM211 62V61H210ZM209 62V63H210ZM213 62H214V59H213ZM216 62V61H215ZM225 64H224V63ZM227 62V63H226ZM97 63V62H96ZM102 63V62H101ZM104 63H102V64H100V65H102L100 68H102V71L101 72H105V71H103V70H106L107 68H112V61H111V64H110V62H108L110 65H111V67L109 66V64H105L104 65ZM107 63V62H106ZM126 63H127V61H126ZM128 63H129V61H128ZM132 63H133V61H132ZM132 63H130V65H134V64H132ZM137 63V62H136ZM154 63V62H153ZM178 63V62H177ZM196 63V62H195ZM203 64L205 63V61L204 62H202ZM206 63H208L207 61H206ZM205 63V64H206ZM208 63V64H209ZM233 63H234V61H233ZM233 63H230V64H228L229 65V69H230V67H233V66H231ZM46 64H48V62H46ZM45 64V65H46ZM82 64V63H81ZM200 64V63H199ZM205 64H204V66H205ZM36 65V64H35ZM69 65V63L67 64V66ZM83 65V64H82ZM119 65V64H118ZM117 65V66H118ZM122 65V64H121ZM126 65V64H125ZM130 65H128L127 64V66H128V69L130 68V70H128V72L130 73V75H127V76H123V73L125 72V70L124 69H122V70H124V71H121L120 73H116V75L114 74V70L112 69L111 71L109 70V69H107V70H109L108 71V73H110V72H112L114 75H115V78H117L118 76H122L123 78H120L121 80L123 79L124 81L122 82H120V80H118L117 79V81H115L114 82V80L115 79H112V81L110 82L111 84H109V85H106L105 83H107V77L109 76L108 75V73L107 72H105V74L104 73H102L103 74V76H102V82H104L102 85H99V83H98V85H96L95 86V89L94 90H92V89H90V87H89V85L87 84V83H89V82H87L86 84H85V88L84 89H82V87H83V85H82V81H81V84H80V81H78V83L82 86H80V87H78V85L79 84H77V87L78 88H76L74 91H73V94H72V91L71 90H73L72 88H70L71 90V93H70V91H68V93H67V95H66V93L64 94V92L62 91V90H64L65 91V87H64V89H63V87L62 88H60V86L61 85H63V83H62V78H61V80L60 79H58V78H56V77H54V79L57 81V82H59V84L57 83V82H55V87L56 88H54V90L53 89H50L51 88V86L49 85L48 86V84L47 85H45L44 86V89H46V86H48L49 87V89H46V91L43 93V95H42V93H41V96L39 95H37L38 97H39V100L37 101V99H35V97L33 98V100L35 99V101H33L32 99V101H33V103H32V106H31V109L32 110H26L25 109V103H24V108H23V104L21 105V106H19V108L20 107H22L21 108V110H18L17 111V107H15L14 109H16L15 111H17V112H14V109L13 108H11V110L13 109V111H9L10 112V114H8V111H7V108H4V109H6V113H7V115L5 116V117H3V115L1 116V114H0V117L2 118L3 117V119L4 118H6V119H1V121H0V197H6V198H8V196H9V198L11 199V197H20L21 199H22V197H24V199H27V197H25V196H27V195H29L28 196V198L30 199L32 196V201L33 200H36L37 198H38V202H39V199H41L40 201H42V199H45V193H46V198H48V199H50V197H51V199L50 200H52V201H55L56 202V200H57V202H59V203H57V204H59L58 206L60 207V209L61 210H64V208L66 209H68L69 207H71L72 208V210H74L75 211V213L76 214H78L79 213V211H81L80 210V208H79V210H78V207H74L73 205H76L77 206V202H78V204H79V200H83V199H85V197H82L83 199H81V195H83L82 193L84 192V191H88V194H89V196H90V198L92 199L91 200V205L94 203V206L93 207H90V209H91V211H90V209H88L89 207H85L86 209H87V212H89L88 214H95V213H99V214H97L98 215V217H93V220L91 221V224H90V222H85L84 221V219H83V221L85 222V223H89V226L87 225V227H85L86 225H84V222H83V224H81L82 226H84V228H83V230L84 229H88L90 226H91V228H92V230H91V235L89 236L90 238H89V240H88V243H89V245H90V247H91V251H93V250H96V249H98V250H96V252L97 253H100L101 251H103V250H99V249H105L102 253H103V256L104 255H106V258H105V256H104V260H105V262L107 261V259H109L108 260V262L110 263V259H112L114 256H115V252H117V249L119 248V247H121L120 245H122V246H124L125 244L127 245L130 241H129V239L130 238H128L127 236L123 239V238H121V239H119V240H117V244L115 245H113V246H109V247H107V245H106V243H105V241H110L112 238H114L115 237V235L117 236H122V235H124L125 236V234H123V232H125V230L127 231L130 227H132L133 225H134V223L135 222H133V225H132V220H131V217H128L129 215H127L128 214V210H129V208H130V206L135 202H133V197H131V198H128V196H129V194H130V192H129V189L131 188L130 186H131V181H132V178H133V176L136 174V173H139L140 171H138V172H136L134 175H133V172H130V171H133L134 169L133 168H137V170L139 169L138 167L140 166V164H139V166H138V164L135 162V164L137 165H133V167H132V165H129L128 164V162H130L131 163V160H132V157L134 156L135 157V155H136V152H138L139 151V149H143V148H145V147H143L144 146V140L146 139V137H147V134H149V133H151L153 130H155V133H156V135L158 136H160V138L163 136L164 137V134H166V132L164 133V132H162V128L160 127V126H158L159 125V123H157V121L158 120H156V119H154V117L152 116L154 113V115L156 116L157 114L159 115V113H160V111H159V108H158V106H157V110L155 109V107H156V104H158L157 103V98L156 97H159V101H161V98H162V96L164 97V94L163 95H160L161 93H162V91L164 90V89H166V85H165V88L164 89H162V88H160L159 87V84H161V83H159L157 86H155V84H152L151 85V82H150V84H149V82H148V79H146V77H145V79L143 78L144 76L142 75H139L138 76V74H137V72H136V74L134 73L133 74V71H135L134 70V68L135 67H137V66H135V67H132V69H131V67H129ZM137 65V64H136ZM140 65V64H139ZM152 65V64H151ZM150 65V66H151ZM207 65V64H206ZM211 65V64H210ZM213 65H219V63L218 64H212V66ZM228 65L226 66L225 65V67H228ZM261 67H260V66ZM40 65H38V67H39ZM55 66V65H54ZM66 66V65H65ZM117 66H115V67H117ZM141 66V69H142V67L144 68V66H142V65H140ZM183 66V65H182ZM181 66V67H182ZM204 66H202L203 67V69L205 68ZM69 67V66H68ZM84 67V66H83ZM82 67V68H83ZM106 67V68H105ZM119 67V66H118ZM121 67H123V65L121 66ZM197 67H198V65H197ZM207 67H208V65H207ZM207 67L205 68L206 69V71H207ZM219 67H221V66H219ZM57 70H58V68L57 67H55ZM66 68V67H65ZM64 67L61 69L62 71H63V69H65ZM78 68V67H77ZM103 68H105V69H103ZM199 68V67H198ZM222 68V67H221ZM48 69V68H47ZM49 69H53L52 67L50 68L49 67ZM49 69H48V71H49ZM72 69V68H71ZM141 69H139V70H141ZM213 69V68H212ZM211 69V71H213ZM225 69V71H226V68H224ZM229 69H227V71H228V73L230 74V72H229ZM260 69V70H261ZM41 70V69H40ZM43 70H45V68L43 69ZM67 71H68V69H66ZM83 70V69H82ZM126 70H127V68H126ZM132 70V71H131ZM138 70V71H139ZM144 70V69H143ZM201 70H202V68H201ZM200 70V71H201ZM208 70H209V72H211L210 71V67L208 68ZM217 70V69H216ZM215 70V71H216ZM222 70H223V68H222ZM221 69H218L217 71H222ZM231 70V69H230ZM233 70V69H232ZM231 70V71H232ZM252 70V69H251ZM256 70H258V69H256ZM259 70V71H260ZM54 71H56V70H54ZM131 71V72H130ZM153 71H154V69H153ZM214 71V72H215ZM224 71V70H223ZM223 71H222V73H223ZM263 71V70H262ZM45 72V71H44ZM57 72H59L60 73V69H59V71H57ZM84 72V71H83ZM117 72V71H116ZM165 72V71H164ZM208 72V73H209ZM233 72V71H232ZM238 72H239V74H238ZM250 72V71H249ZM257 72V71H256ZM53 74H54V72H52ZM64 71H63V73H61L62 74V76L64 75ZM69 73V72H68ZM126 74H128L127 72H125ZM124 73V74H125ZM135 76V78L137 77V78H139L140 79V77H141V81L143 80V82H144V80L145 81H147V84H144L143 85V83L139 80V79H137L138 80V82L137 83H139L140 84V82L142 83V84H136V85H139L138 87H135V86H133L132 84H130V81H129V84L127 83V85H128V87H130V85H132L130 88H127V85H126V88H124L125 86L123 85V83L125 82H128V81H126V79H128L129 77H133L132 76V74ZM154 72H152V74H153ZM157 73V72H156ZM167 73V72H166ZM195 73V75H197L198 76V74H200L201 72H194ZM196 73H198V74H196ZM202 73H205L204 72V70H203V72ZM201 73V74H202ZM208 73H206V74H208ZM221 72H220V74L221 75H223L224 74V76H223V78L222 77H218V78H220V79H222L221 80V82H222V84L223 83H228L229 81L228 80H230L231 78H232V76L233 75H231L230 74V76L228 77H226V72L225 73H223L222 74ZM227 73V74H228ZM234 73V72H233ZM259 73H262V72H259ZM61 74H60V76H61ZM113 74H110V75H112L113 76ZM125 74V75H126ZM141 74V73H140ZM147 74V73H146ZM200 74V75H201ZM246 74V73H245ZM244 74V75H245ZM57 75H59L58 73H57ZM56 75V76H57ZM72 75V74H71ZM105 75V76H104ZM157 75V74H156ZM156 75L154 76L155 77V81H158V80H156ZM166 75V74H165ZM199 75V76H200ZM203 75V74H202ZM212 75H213V73H212ZM215 75V74H214ZM50 76V75H49ZM69 76V75H68ZM85 76H87V75H85ZM120 76V77H121ZM129 76V77H128ZM198 76V77H199ZM204 76V77H203ZM202 77L205 79L206 77H205V75H203ZM207 76H210V75H207ZM261 76V75H260ZM262 76H264V75H262ZM261 76V77H262ZM26 77V76H25ZM38 77V76H37ZM53 77V76H52ZM72 77V76H71ZM76 77V76H75ZM74 77V78H75ZM109 77H111V76H109ZM109 77H108V79H109ZM127 77V78H126ZM198 77H196L197 79H198ZM202 77L200 78L199 77V79L201 80L202 79ZM212 77V76H211ZM217 77V76H216ZM233 77V78H234ZM27 78V77H26ZM36 78V77H35ZM92 78L93 77H90V79L92 80ZM103 78H106V82H105V79H103ZM143 78V79H142ZM217 78V79H218ZM230 78V79H229ZM232 78V79H233ZM240 78V77H239ZM264 78V77H263ZM54 79H52L53 81H54ZM58 79V80H57ZM63 79H64V77H63ZM131 79V78H130ZM196 79V80H197ZM198 79V80H199ZM210 79V78H209ZM216 79V80H217ZM227 79V81L228 82H225V80ZM231 79V80H232ZM259 79V78H258ZM262 78H260V80H261ZM20 80V79H19ZM61 82H60V81ZM74 80V79H73ZM93 80H94V78H93ZM111 79H109L108 81H110ZM137 80H135V81H137ZM188 80V79H187ZM195 80V81H196ZM200 80L198 81V82H200ZM203 80V79H202ZM210 80H212V79H210ZM224 80V81H223ZM235 80H237V78L235 79ZM234 79H233V81H235ZM24 81H25V79H24ZM40 81V80H39ZM65 81V80H64ZM86 81V80H85ZM88 81H89V79H88ZM134 81V79L132 80V82L131 83H134L133 82ZM161 81V80H160ZM208 80H205V81H202L203 83L205 82H207ZM213 81V80H212ZM218 81V80H217ZM220 81V80H219ZM254 81V80H253ZM252 81V82H253ZM51 82V81H50ZM76 82V81H75ZM92 83L94 82L95 83V80L94 81H91ZM100 82V81H99ZM101 82V83H102ZM192 82V81H191ZM201 82V83H202ZM216 82V81H215ZM221 82H218V84H219V86L221 85L222 86V84H221ZM232 82V81H231ZM237 82V81H236ZM236 82L234 83V84H236ZM255 82H256V80H255ZM54 83V82H53ZM68 83V82H67ZM69 83H71V82H69ZM68 83V84H69ZM77 83V82H76ZM94 83H93V87H94ZM122 83V84H121ZM146 83V82H145ZM196 83H197V81H196ZM202 83V85L200 86V84H199V86L200 87H197V85H198V83L196 84V88H200V92L204 89V87L201 89V87L205 84H203ZM208 83H210V82H208ZM213 83V82H212ZM230 83V82H229ZM259 83H261L260 81H259ZM262 83H264V82H262ZM41 84H42V82H41ZM44 84V83H43ZM68 84L66 85V89H67V86H68ZM105 84V85H104ZM121 84V85H120ZM151 85L152 87H149V88H152L154 91H155V87H157V88H159L160 90H161V93L159 94V95H156L155 94V92H154V94H155V97L154 98H152L151 97V100L152 99H155V100H153V101H150V104L152 105H149L148 107L147 106H145V105H147L145 102H147L148 100H145V104L144 103H139L138 102V98H140L141 96L143 97H146L145 96V89H147L148 88V86H147V88H146V85ZM167 84V83H166ZM207 84V83H206ZM211 84V83H210ZM215 84V83H214ZM213 84V85H214ZM217 84V83H216ZM215 84V85H216ZM231 85L233 84V83H230ZM230 84H229V86H230ZM58 85H59V87H58ZM72 84H70L69 86H71ZM135 85V84H134ZM207 85H209V84H207ZM212 85V86H213ZM214 85V88H216V86ZM224 85V84H223ZM227 85V84H226ZM225 85V86H226ZM254 85V84H253ZM91 86V85H90ZM98 86V87H97ZM153 86H154V88H153ZM218 86V88H219V90H220V87ZM42 87V86H41ZM47 87V88H48ZM53 87V86H52ZM71 87H73V86H71ZM89 87V88H88ZM92 87V86H91ZM162 87V86H161ZM231 87V86H230ZM233 87H234V85H233ZM233 87H231V88H233ZM39 88V87H38ZM68 88V89H69ZM81 88V89H80ZM157 88H156V90H157ZM182 88V87H181ZM213 88V90H215V92H217V90L216 89H214ZM125 89V93L123 94L122 93V91ZM128 89V90H127ZM152 89H150V91L152 90ZM170 89V88H169ZM198 89H197V91H198ZM39 90V89H38ZM79 90L80 91H85V92H83V93H80L79 92ZM149 90V89H148ZM206 90V89H205ZM230 90V89H229ZM228 90V88H227V90L225 89V91H229ZM77 91L79 92L78 94H77ZM167 91V90H166ZM165 90H164V92H166ZM168 91H170V90H168ZM180 91H182L181 89H180ZM204 91V90H203ZM202 91V92H203ZM230 91H232V89L230 90ZM41 92H42V89H41ZM75 92V93H74ZM148 92V91H147ZM152 92V93H153ZM163 92V93H164ZM183 92V91H182ZM181 92V93H182ZM189 92V91H188ZM214 92V93H215ZM39 93V92H38ZM84 93H85V95H84ZM149 94H150V92H148ZM156 93H157V91H156ZM169 93V92H168ZM204 93V92H203ZM214 93H212V94H214ZM71 94V97L69 96V95ZM76 94V95H75ZM81 94V96H79ZM154 94L152 95V96H154ZM170 94H172V92L170 93ZM209 94V93H208ZM216 94H218V92L216 93ZM219 94H220V92H219ZM224 94H225V92H224ZM73 95V96H72ZM84 95V96H83ZM202 95V94H201ZM207 95V94H206ZM1 96V95H0ZM27 96V95H26ZM25 96V97H26ZM172 96V95H171ZM174 96V95H173ZM214 96H216V95H214ZM218 97H219V95H217ZM216 96V97H217ZM37 97V98H38ZM82 97V98H81ZM84 97V98H83ZM141 97V98H142ZM144 97H143V100H144ZM149 97V96H148ZM147 97V98H148ZM229 97H231V96H229ZM12 98V97H11ZM10 98V99H11ZM29 98V97H28ZM178 98V97H177ZM190 98V97H189ZM222 98V97H221ZM16 99V98H15ZM15 99H13V100H15ZM84 99V100H83ZM164 99H166L165 97H164ZM163 98H162V101L163 102H165V101H168V99L167 100H164ZM186 99H188V97L186 98ZM217 99V98H216ZM220 99V98H219ZM232 99V98H231ZM12 100V101H13ZM12 101H10L11 102V104H13L12 103ZM24 101V100H23ZM29 101H30V99H29ZM140 101V100H139ZM170 101H171V99H170ZM172 101H173V99H172ZM184 101V100H183ZM188 101H189V99H188ZM162 102V103H163ZM174 103H176V101H173ZM173 102H172V104H173ZM186 102V101H185ZM191 102V101H190ZM190 102H189V104H188V102H187V105H189L190 106ZM27 103H28V101H27ZM148 103V102H147ZM167 103V102H166ZM192 103V102H191ZM199 103V102H198ZM2 104V103H1ZM8 104H9V102H8ZM10 104V105H11ZM29 104V103H28ZM27 104V107L28 106H30V105H28ZM164 104V103H163ZM169 104V103H168ZM168 104H164L165 106L166 105H168ZM195 104V103H194ZM197 104V103H196ZM195 104V105H196ZM200 104V103H199ZM3 105V104H2ZM14 105H15V101H14ZM16 105H17V103H16ZM15 105V106H16ZM183 105V104H182ZM202 105V104H201ZM7 106V105H6ZM82 107V109L80 108V107ZM164 106V108H166V110H167V107H165ZM181 106V105H180ZM192 106H194L193 104H192ZM86 109H85V108ZM145 107H147V115H143V116H139L140 114H139V112H140V110L142 111V109H146ZM149 107H151V108H149ZM170 107V106H169ZM173 107V106H172ZM199 107V106H198ZM201 107H203V106H201ZM3 108V107H2ZM69 108V111L70 110H76L74 113H75V115H77L76 117H75V115H73L74 113H72V115H70L69 117L67 116V118L65 119V118H63V114L62 113H60V112H62V109H68ZM74 108H76V109H74ZM80 108V109H79ZM142 108V109H141ZM187 108V107H186ZM29 109V108H28ZM77 109H79V111H77ZM150 111H149V110ZM153 109H155V110H153ZM179 109V108H178ZM184 109V108H183ZM182 109V110H183ZM190 109H192V108H189V110ZM199 109V108H198ZM202 109V108H201ZM3 109H1V111H2ZM65 110V111H66ZM165 110V111H166ZM187 110H188V108H187ZM186 110V111H187ZM193 110H195L194 108H193ZM192 110V111H193ZM197 110V109H196ZM195 110V111H196ZM157 111H158V113H157ZM171 111H172V113L173 112H175V110H173V108L171 109ZM186 111H184V114H185V112ZM191 111V110H190ZM189 111V112H190ZM195 111H193V112H195ZM202 110H199V112H201ZM213 111L214 110H212V113L210 112V115H214L215 113H213ZM3 112H5V111H3ZM2 112V113H3ZM57 112V113H56ZM71 112V111H70ZM69 112V113H70ZM78 114H77V113ZM145 112V110H144V113H146ZM179 112H180V110L177 112L176 111V113L177 114H179ZM192 112V113H193ZM198 112V111H197ZM217 112V111H216ZM1 113V112H0ZM6 113H4V114H6ZM21 114V115H24L23 117H19L18 116V114ZM137 113H138V115H137ZM141 113V112H140ZM165 113V112H164ZM183 113V112H182ZM187 113H188V111H187ZM191 113V112H190ZM196 113V112H195ZM54 114V118H51V116ZM71 114V113H70ZM161 114H162V112H161ZM160 114V115H161ZM199 114V113H198ZM201 114V113H200ZM17 115V116H16ZM65 115H66V113H65ZM162 115H164V114H162ZM183 115V114H182ZM181 115V117H184V115L182 116ZM187 114H185V116H186ZM196 115V114H195ZM194 115V116H195ZM215 115H217V114H215ZM214 115V116H215ZM180 116V115H179ZM188 116V115H187ZM186 116V117H187ZM66 117V116H65ZM203 117V116H202ZM156 118V117H155ZM214 118V117H213ZM57 122V123H59V124H57L56 122H54V120ZM160 119V118H159ZM167 119H169V118H167ZM185 119V118H184ZM210 119V118H209ZM215 119H216V117H215ZM164 120V119H163ZM169 120H172L171 119V117H170V119ZM179 120H180V118H179ZM196 120V119H195ZM195 120L193 121L194 123H195ZM210 120H212V118L210 119ZM209 120V121H210ZM214 120V119H213ZM213 120H212V122H213ZM217 120V119H216ZM176 121H178V118H177V120ZM188 121V120H187ZM64 122H66L65 123V125H63L62 123H64ZM168 122H170V125H171V122H173V121H167V123H165L166 125L167 124H169ZM189 122V121H188ZM192 122V121H191ZM196 122H198V120L196 121ZM211 122V121H210ZM211 122V123H212ZM187 122H185V124H186ZM214 123V122H213ZM57 124V125H56ZM164 124V125H165ZM177 124V123H176ZM175 124V125H176ZM180 124V123H179ZM178 124V125H179ZM170 125H167L168 127H170L171 129L173 128V130H175L174 129V127H172L173 126V123H172V125L170 126ZM186 125H188V124H186ZM190 125V124H189ZM196 125V124H195ZM156 126H158L156 129H155V127ZM182 126V125H181ZM184 126V125H183ZM166 127V126H165ZM165 127H163V130H166V129H164ZM180 127V126H179ZM170 128H169V130H170ZM182 128H184V127H182ZM179 129V128H178ZM189 129V128H188ZM54 132V131H56V130H58V132H59V134H53L52 133V131ZM169 130H168V132H167V134L169 135V138L171 137L170 135L172 134L171 133V131H170V134H169ZM180 130H181V128H180ZM192 130V129H191ZM195 130V129H194ZM182 131H183V129H182ZM189 130H187V132H188ZM164 133V134H161L160 135V133ZM179 132V131H178ZM186 132V133H187ZM138 133V134H137ZM176 133V132H175ZM183 133V132H182ZM186 133H183V134H185L186 135ZM188 133H190V132H188ZM132 135L133 136V138L132 139H130L131 137L129 136V135ZM133 134H135V135H133ZM174 134V133H173ZM153 135H154V137H153ZM153 135H151L152 137H153V140H155L156 138H155V134H153ZM167 135V136H168ZM177 135V134H176ZM192 135V134H191ZM129 136V137H128ZM166 135H165V137H167ZM183 136V135H182ZM200 136V135H199ZM128 138V140L127 139H125V138ZM176 137V136H175ZM178 137V136H177ZM193 137V136H192ZM210 137V136H209ZM214 137V136H213ZM160 138L157 140L158 142L160 141ZM172 138V140L170 139L169 141H167V142H172L173 140H175L174 139V137H171ZM210 138H212V137H210ZM148 139H150V138H148ZM147 139V140H148ZM168 139V138H167ZM167 139H165L164 138V140H167ZM177 139V138H176ZM180 139V138H179ZM187 140H188V138H186ZM180 140H182V139H180ZM213 140V139H212ZM150 141V140H149ZM149 141H148V143H149ZM161 141H163V139H161ZM161 141H160V143H161ZM189 141V140H188ZM153 143H154V141H152ZM152 142H150V143H152ZM158 142H156V143H158ZM174 142V141H173ZM172 142V143H173ZM176 142V141H175ZM174 142V143H175ZM179 142V141H178ZM183 142H184V140H183ZM226 142H227V140H226ZM146 143V142H145ZM149 143V144H150ZM152 143V144H153ZM166 143V142H165ZM224 143V142H223ZM228 143V142H227ZM226 143V144H227ZM232 143V142H231ZM169 144H171V143H169ZM194 144V143H193ZM192 144V145H193ZM225 144V143H224ZM229 144H230V142H229ZM154 145H155V143H154ZM158 145V144H157ZM157 145H155L154 147L156 148V146ZM163 145V143L161 144V146ZM167 144H165L164 146H166ZM185 145H186V143H185ZM184 145V146H185ZM160 146V145H159ZM171 145H169V147H170ZM172 146H174V144H172ZM171 146V147H172ZM183 146V145H182ZM187 146V145H186ZM189 146V145H188ZM194 146H196V145H194ZM229 146V149H230V147H231V145H228ZM143 147V148H142ZM168 147V145L166 146V147H163L164 149H165V151L167 152V154L169 155H173L174 156V154L175 153H173V154H171L172 153V151L173 152H175V151H177L178 149H176V148H174L175 149V151H174V149L172 150L171 149V151H169L170 149H169V147ZM175 147H178L177 146V144H176V146ZM193 147V146H192ZM181 147H180V145H179V149H180ZM185 148V147H184ZM167 149H169L168 151H167ZM185 149H188V148H185ZM193 149V148H192ZM192 149H190V152L192 151ZM233 149V148H232ZM232 149H230V150H232ZM63 150H65V151H68V154H69V151H70V153L71 154H69V155H66L65 154V156H62L63 154H62V152H63ZM150 150H153V149H150ZM189 150V149H188ZM196 150V149H195ZM234 150V149H233ZM143 151V150H142ZM149 151V150H148ZM147 150L146 151H143V152H148ZM155 151V150H154ZM164 151V152H165ZM187 151V150H186ZM185 151V152H186ZM194 151V150H193ZM192 151V152H193ZM225 152L224 153H227L228 152V150H224ZM143 152H141V153H143ZM171 152V153H170ZM178 152H179V150H178ZM185 152L183 153V154H185ZM189 152V153H190ZM197 152V151H196ZM231 152V151H230ZM229 152V153H230ZM233 152V151H232ZM141 153H139V154H137V155H140ZM150 153V152H149ZM148 153V154H149ZM152 153V152H151ZM156 153V152H155ZM186 153H188V152H186ZM193 153H195V151L193 152ZM234 153V152H233ZM233 153L231 154L232 156H234L233 155ZM62 154V155H61ZM197 154V153H196ZM167 155V156H168ZM177 155H179L180 156V154H177ZM188 155V154H187ZM190 155H192V154H190ZM195 155V154H194ZM227 155V154H226ZM142 156V155H141ZM141 156H138V157H141ZM148 156V155H147ZM155 157L156 155H152V157ZM185 156V155H184ZM198 156V155H197ZM131 158V160H129L130 158ZM159 156H158V154H157V158H158ZM195 157V156H194ZM193 157V159H195ZM228 157V156H227ZM235 157V156H234ZM129 158V159H128ZM141 158H143V157H141ZM150 159H151V156L149 157ZM156 158V157H155ZM162 158V157H161ZM160 158V159H161ZM170 158H172L171 156L169 157V158H167L168 160L170 159ZM175 158H176V154H175ZM177 158H178V160H180L179 162H181L182 164H184L185 165V167H187V165L185 164L186 162H185V160L183 159L182 161H181V159H182V155L180 156V159H179V157L177 156ZM185 158V157H184ZM198 158V157H197ZM225 159H227L226 157H224ZM134 160H135V158H133ZM164 159V162H162L163 160H161V162L162 163H171L172 161L171 160H173L174 159V157H173V159H171L170 161H167V159L166 158H163ZM166 159V160H165ZM189 159V157H187L186 158V160L188 161V162H191V160L189 161L188 160ZM190 159H192V158H190ZM231 159V158H230ZM229 159V160H230ZM156 159H153V161L154 162H156L155 161ZM178 160H176L175 159V161H178ZM198 160H199V158H198ZM209 160V159H208ZM228 160V161H229ZM233 160H235V159H233ZM137 161V160H136ZM153 161H151L152 163H154ZM174 161V160H173ZM174 161V162H175ZM183 161L185 162V163H183ZM227 161V160H226ZM134 162V161H133ZM149 162H150V160L148 161V164H149ZM151 162H150V164H149V167L151 168V167H153L152 165H154V164H156V163H154V164H151ZM174 162H172V165H173V163ZM187 162V163H188ZM193 162H194V160H193ZM193 162H191V163H193ZM198 162V161H197ZM197 162L195 161V163L197 164ZM210 162V161H209ZM218 162V161H217ZM139 163H142L141 162V160H140V162ZM145 163V162H144ZM160 163V162H159ZM159 163H157L158 164V166L157 165H154V169L155 170H153V172H154V177H153V175H152V171H150V172H152V173H150L149 172V170L148 171H146V175H147V172H149L152 176H150V178L152 177V178H154V182H152L153 181V179H152V181L151 180H149L148 179V177H145L146 179H148L149 180V182H151V183H155V185H153V184H151V185H153V188H151V190H150V187H152V186H150V187H148L147 186V184H146V186H145V188L144 189H146V188H149V190H147V193L149 192H152L153 193V191L155 192V189H156V192L155 193H157V197L159 196L160 197V195H158L159 194V192H161V193H163V190H161V189H159V187H162V189L164 188L163 186L164 185H166V184H169V186L170 185H174V184H177V183H179L178 181L179 180H177V178L176 177H174L173 175H174V173H172V174H170V171L169 170H171V169H167V171H166V164H164L165 166H163V171L161 172V169H162V167L161 168H159L160 167V165H159ZM167 163V164H168ZM181 163H176V164H181ZM190 163V164H191ZM195 163H193L194 165H196ZM231 162H229V165H231L230 164ZM233 163V162H232ZM125 164H128L130 167H132V168H129V169H133V170H129V171H127L126 169H125ZM147 164V165H148ZM161 164V163H160ZM176 164H174V165H176ZM189 164V163H188ZM227 164H228V162H227ZM235 163H233V166H235L234 165ZM162 165V164H161ZM194 165H193V167H194ZM200 165V164H199ZM228 165V166H229ZM144 166V165H143ZM156 166V167H155ZM180 166V165H179ZM190 166V165H189ZM227 166V165H226ZM147 167V166H146ZM157 167H158V169L160 170V172H158L157 171ZM173 167V166H172ZM171 166H170V168H172ZM184 167V166H183ZM190 167H192V165L190 166ZM189 167V168H190ZM230 167V166H229ZM228 167V169H231V168H229ZM235 167H237V166H235ZM128 168V167H127ZM168 168H169V165H168ZM174 169H172V171L173 170H175V167H173ZM196 168H197V166H196ZM198 168H199V166H198ZM222 168H224V166L222 167ZM221 168V169H222ZM33 169L35 170V171H33ZM147 169H149V168H147ZM177 169V168H176ZM181 169V166H180V168H179V170ZM184 169V168H183ZM212 169V168H211ZM233 169H234V171H235V168L233 167ZM136 170V171H137ZM150 170H152V168L150 169ZM178 170V169H177ZM179 170H178V172H179ZM185 170H186V168H185ZM185 170H182L181 169V171H180V173L183 171H185ZM193 170H195V169H193ZM198 170V169H197ZM196 170V171H197ZM203 169H201V171H202ZM223 170H225V168L223 169ZM223 170H221V171H223ZM227 170V169H226ZM43 171H44V173H43ZM141 171H143L142 169H141ZM176 171V170H175ZM200 171V170H199ZM212 171H214V170H212ZM233 171V170H232ZM232 171H230L229 173H232ZM234 171H233V173H234ZM238 171V170H237ZM134 172H135V170H134ZM157 173V175H156V173ZM178 172H176V174L179 176L180 175V173L178 174ZM186 172L187 171H185L184 172V175L181 173V176L183 175V176H185V174H186ZM192 172V171H191ZM198 172V171H197ZM215 172V171H214ZM239 172V171H238ZM42 173V174H41ZM142 173V172H141ZM141 173H139L138 175L140 176V174ZM148 173V174H149ZM223 173H226L225 171H223ZM227 173H228V171H227ZM187 174H188V172H187ZM186 174V175H187ZM195 174H197L196 172H195ZM222 174V173H221ZM237 174V173H236ZM137 174H136V176H135V178H133V181H136L137 179V176H138ZM198 175V174H197ZM220 175V174H219ZM219 175H218V177H219ZM233 175V174H232ZM243 174L241 173V175H239L240 176V178H241V176H242ZM216 176V175H215ZM226 176V175H225ZM247 176H249V174L247 175ZM250 176H251V174H250ZM67 178L66 180H64V182H62L61 181V179L62 178ZM141 177V176H140ZM187 178H188V175L186 176ZM190 177H193V174H192V176H189V178ZM243 177V176H242ZM246 177V176H245ZM69 178L71 179V181L69 180ZM176 178V181H174L173 179H175ZM181 178H183V177H181ZM185 178V177H184ZM187 178H185V180L187 179ZM194 178V177H193ZM227 178V177H226ZM136 179V180H135ZM222 179H224L223 178V176H222ZM221 179V180H222ZM245 179V178H244ZM70 182H69V181ZM184 180V179H183ZM182 179H180V182L181 181H183ZM192 180V179H191ZM195 181V183L193 182V180H192V182L191 183H194L195 185L194 186H192V188H191V191H190V194L188 195V196H190L191 195V193H192V196H194V197H196L197 195L195 194L196 192H194V187L197 185V184H199V181H196V179H194ZM198 180V179H197ZM227 180L228 181H230L229 182V184H231V180L230 179H228L227 178ZM241 180V179H240ZM246 180V179H245ZM61 181V182H60ZM147 181V180H146ZM247 181V180H246ZM148 181H147V183L148 184H150ZM174 182H176V183H174ZM186 182V183H185ZM184 183H185V185H187V186H184L183 185V187L184 188H186V187H188V184H187V180L185 181ZM251 183H252V181H250ZM250 182H248V183H250ZM71 183H73V184H71ZM174 183V184H173ZM224 183V182H223ZM225 183H227V181L225 182ZM233 183V182H232ZM245 183V182H244ZM243 183V184H244ZM260 183V182H259ZM139 184V183H138ZM182 185V182L181 183H179L178 185L179 186H181ZM247 184V183H246ZM254 184V183H253ZM156 185H158L157 187L158 188H154V186H156ZM193 185V184H192ZM242 185V184H241ZM250 185V184H249ZM261 185V184H260ZM179 186H174V187H176V188H178ZM200 186V185H199ZM136 187H138L137 185H136ZM173 187V186H172ZM182 187V186H181ZM233 187V186H232ZM169 188V187H168ZM184 188H182V189H184ZM262 188H263V186H262ZM132 189V188H131ZM144 189H142L143 191H145ZM152 189H153V191H152ZM170 189V188H169ZM173 190H174V188H172ZM179 189V188H178ZM178 189H175L176 191L178 190ZM181 189V188H180ZM179 189V190H180ZM187 189V188H186ZM185 189V190H186ZM174 190V191H175ZM178 190V191H179ZM185 190H182V192H184V193H187V191L185 192ZM33 191H36V192H33ZM158 191V192H157ZM164 191H166V188H165V190ZM170 191V190H169ZM173 191V192H174ZM199 191V190H198ZM133 191L131 190V193H132ZM142 192V191H141ZM146 192V191H145ZM168 192V191H167ZM166 192V193H167ZM172 192V191H171ZM180 193H181V190L179 191ZM44 193V195H42ZM51 194V195H49V194ZM140 193V192H139ZM147 193H145V194H147ZM148 193V194H149ZM154 193V194H155ZM160 193V194H161ZM165 193V192H164ZM169 193V192H168ZM176 193H178V192H176ZM176 193H175V196H177V195H180V194H177L176 195ZM184 193H182L181 195H183ZM141 194V193H140ZM145 194H143V192H142V194L141 195H144V196H146ZM147 194V196L149 197V196H152V197H150V200H144V198H142V197H144V196H142L141 198V200H144V201H146V202H149V204H148V206L146 205V206H144L143 207V204L141 205V203H139V205L142 207V208H146V207H148V209H150L149 208V206H151V205H154L155 203H159V202H156L155 201V203L153 204V197H156V194L153 196V195H148ZM201 194V193H200ZM8 195V196H7ZM13 195V196H12ZM34 195H37V196H35L34 197ZM41 195V196H40ZM48 195H49V197H48ZM52 195H54L53 197H54V199H56V200H54V199H52L53 197H52ZM55 195L56 196H58L59 198L61 197H63V199L64 200H67L68 198H69V196H70V198H72V200L74 201V197H75V200H77V201H75V202H73L72 203V201L70 200V203H67V201L66 202H63V200H59V199H57L58 197H56L55 198ZM103 196L104 197V199H106V201L103 199V202H105V204L108 202V207H107V209L105 210V212L103 211V208H104V204H102V207L103 208H100V207H98V205L96 204V202H100V203H102L101 201L102 200H98L97 199V201H96V198L99 196V199L101 198H103V197H100V196ZM135 195V194H134ZM137 195V194H136ZM136 195H135V197H136ZM141 195H137V197L138 196H141ZM165 195V194H161V197H163V196ZM187 195V194H186ZM185 195V196H186ZM11 196V197H10ZM31 196V197H30ZM38 196H40V197H38ZM44 196V197H43ZM67 196V197H66ZM72 196V197H71ZM147 196H146V198H147ZM169 196V195H168ZM184 196V195H183ZM182 196V197H183ZM184 196V197H185ZM66 199H65V198ZM79 199H78V198ZM114 197H116V201L115 202H113V200H114ZM134 197V198H135ZM136 197V198H137ZM158 197V198H159ZM160 197V198H161ZM178 197V196H177ZM175 198V200H172L173 202L174 201H176V199H179V198ZM183 197V198H184ZM225 197V196H224ZM223 197V198H224ZM77 198V199H76ZM135 198V199H136ZM166 198V197H165ZM171 198H173V196H171L170 197V199ZM181 198V197H180ZM9 199V200H10ZM13 199V198H12ZM87 199L89 200V197H87ZM87 199H85L84 201L86 202H88V200ZM94 199H95V201H94ZM139 199V197L137 198V200ZM149 199V198H148ZM151 199L153 200L152 202H151ZM169 199V197H167V199L166 200H168ZM182 199V198H181ZM186 199V198H185ZM184 199V200H185ZM201 197H200V202H202L201 201ZM234 199H235V197H234ZM5 200H7V199H5ZM14 200V199H13ZM31 200V199H30ZM46 200V199H45ZM59 200V201H58ZM141 200H139L140 202H141ZM155 200H157V198L155 199ZM165 199H160V200H157V201H160V202H162V204L164 203L165 205H166V203L165 202H169V201H166ZM180 200V199H179ZM183 200V199H182ZM188 200H191V199H189V197H187V199H186V201H188ZM15 201H16V199H15ZM27 201V200H26ZM44 201V200H43ZM51 201V202H52ZM68 201H69V199H68ZM139 201H137V202H139ZM143 201V202H144ZM165 201V202H164ZM172 201H170L169 203L170 204H168V206H170L169 208H173V207H177L178 208V206H176L177 204L179 205L180 204V206L181 205H184V204H181V203H183V201L181 202V203H178V202H180V201H176V202H174V204H173V206L171 205L172 204ZM186 201H184L185 202V204H186ZM30 202V201H29ZM47 202V203H46ZM45 202V204H47V206H48V203H51V202H49V200L48 201H46ZM60 202L62 203L63 202V205H65V206H63V205H60ZM133 202V203H132ZM191 202V201H190ZM189 202V203H190ZM8 204H1L0 205V214H1V220H2V215L4 214V217H5V219H7V221H8V219L10 218V220L12 221V219H16L15 221L13 220V222H14V224L18 221L19 222V218H18V213L20 212V210L21 209H19V212L17 213V214H15V215H17V216H15L14 215V213H16L17 211H18V209L16 210L14 207H11L10 205H9V202H7ZM13 203V202H12ZM16 202H14V204H15ZM25 203V202H24ZM24 203H22V205H21V207H24L23 209H25V211H28V210H26L27 208L24 206ZM39 203H44V202H39ZM53 203V205H54V202H52ZM66 203H67V206H66ZM72 203V204H71ZM116 203V204H115ZM145 203V202H144ZM192 203V202H191ZM19 204V203H18ZM25 204H27V203H25ZM45 204H44V206H45ZM57 204L55 205V206H57ZM72 205V206H70V205ZM151 204V205H150ZM203 204V203H202ZM16 205V204H15ZM51 205V204H50ZM49 205V209H51L52 207H53V209L54 210H56L57 209V207H55V206H50ZM83 205H84V203L82 204V207H83ZM91 205H87V206H91ZM95 205H97L96 207H97V212H95V210L96 209H94V208H96L95 207ZM136 205V202H135V204L134 205H132L131 207V209L132 210H130V211H133V209H134V206ZM145 205V204H144ZM157 204H155V206H156ZM187 205V204H186ZM26 206H28V205H26ZM63 206V208H61ZM137 207H138V210L140 209V207L138 206V205H136ZM202 206V205H201ZM18 207V205H16V208ZM30 207V206H29ZM55 207V208H54ZM58 207V208H59ZM80 207V206H79ZM152 207V206H151ZM154 207V206H153ZM185 207V206H184ZM188 206H186V208H187ZM34 207H32L31 208V210L33 209ZM71 208H70V210H71ZM105 208H106V206H105ZM166 208V207H165ZM168 208V207H167ZM171 208V209H172ZM182 208V209H181ZM223 208L225 209L226 207L223 205ZM37 209V208H36ZM36 209L34 208V211L31 213L30 212V209H29V212L32 214V216H34L35 215V217H39V215H36V213L38 214V209H37V211H36ZM135 209H136V207H135ZM148 209H145V210H148ZM153 209L154 208H152V209H150V211H146L147 212V214L150 212L151 214H152V212L153 213H155V211L156 210H154L153 211ZM157 209V208H156ZM174 209V208H173ZM178 209H180V210H177V211H184V209H183V206L182 207H179ZM197 209V208H196ZM196 209H194V210H196ZM223 209V211H225ZM15 210V212H13ZM45 210H48V207L46 208V209H44V211L43 212H46V213H48V214H50V211H45ZM58 210V209H57ZM72 210H71V212H72ZM76 210H78V213H77V211ZM226 210H227V208H226ZM233 210V209H232ZM231 210V211H232ZM22 211V210H21ZM25 211H24V213H25ZM39 211H40V209H39ZM42 211V210H41ZM51 211H53L52 209H51ZM73 211V212H74ZM135 211V210H134ZM139 211H141V212H139ZM139 211H137V214L135 215L136 216V219H135V221L137 220V221H140V218H139V216H138V214H140V216H143V211H142V209H140ZM161 211H164L165 212V210H161ZM187 211H188V209H187ZM187 211H184V213L185 212H187ZM190 211V210H189ZM29 212L27 213H25V214H27V216L26 215H24V217L26 216L27 218H28V215H31V214H29ZM55 212V211H54ZM57 212H59V211H57ZM56 212V213H57ZM64 212H65V214H67L68 212H69V215H67V216H70L69 218H67V216L65 217V214H64ZM62 211V213L60 214L59 213V215H58V213L56 214V213H54V215L55 216H57V218L58 217H60L59 218V220L60 221H62V218H63V220L64 221H62L61 222V224L63 225V226H65V225H67L68 224V222H69V224H70V221H71V224H70V226H73V218L75 217H72L71 216V214L73 213H71L70 211H68V212H66V211ZM84 212V211H83ZM95 212V213H94ZM136 212V211H135ZM145 212V211H144ZM145 212V213H146ZM157 212H159V211H157ZM156 212V213H157ZM163 212V213H164ZM204 212V211H203ZM226 213H227V215L229 214L228 212H229V209H228V212L227 211H225ZM33 213H35L34 215H33ZM45 213V215H48V214H46ZM52 214H53V212H51ZM74 213V214H75ZM132 215H133V217H134V212H130ZM148 214L149 216H151V214ZM155 213V214H156ZM182 213V212H181ZM183 213V214H184ZM192 213H194V212H192ZM191 213V211H190V213L188 214V216L190 215V214H192ZM195 213H196V211H195ZM200 213V212H199ZM21 214H22V212H21ZM44 214V213H43ZM42 214V215H43ZM62 214H64V216L62 215ZM74 214H72V215H74ZM75 214V215H76ZM79 214H81V212L79 213ZM92 214V215H93ZM145 215V216H148V215ZM160 214V213H159ZM162 214V213H161ZM160 214V215H161ZM222 214V213H221ZM234 214V213H233ZM42 215H40V218L41 219H43L42 218ZM44 215V216H45ZM54 215H51V217L52 218H54ZM91 215V216H92ZM96 215V216H97ZM160 215H158L157 217H159V218H157L158 219V221H159V219H161L160 217ZM166 215V213H164V217H163V219H161V220H165L164 218L165 217H167L168 215L171 217V218H169V219H173L174 220V217L175 216H173V215H170V213L169 214H167V216H165ZM184 215H186V214H184ZM208 215V214H207ZM230 215V214H229ZM228 215V216H229ZM264 215V214H263ZM81 216V215H80ZM88 216V215H87ZM91 216H90V219H91ZM144 216V217H145ZM168 216V217H169ZM188 216H187V218L186 219H188ZM192 216V215H191ZM223 216H225V215H222V217ZM241 217V214L239 215V212H237V217ZM9 217V218H8ZM23 217V214H22V219L24 218ZM30 217V216H29ZM71 217H72V219H71ZM77 217H79V216H76L75 218H77ZM138 217V218H137ZM193 217V216H192ZM194 217H195V215H194ZM193 217V218H194ZM198 216L196 215V218H197ZM199 217H200V215H199ZM203 217V216H202ZM232 218H233V216H231ZM238 217V218H239ZM242 217H243V214H242ZM241 217V218H242ZM250 216H247V218H249ZM17 218H18V220H17ZM30 218H32V217H30ZM65 218V219H64ZM84 218V217H83ZM130 218V219H129ZM150 218V217H149ZM152 218H153V214H152ZM152 218H150V220L152 219ZM191 218V217H190ZM189 218V219H190ZM193 218H191L192 220H191V222L192 221H194L195 219H193ZM228 218V217H227ZM229 218H230V216H229ZM238 218H236V219H238ZM241 218H240V220H241ZM245 218V216L243 217V219ZM247 218H245V220L247 219ZM252 218V217H251ZM251 218L249 219V220H251ZM4 219V218H3ZM29 219V218H28ZM37 219V222H39L38 220V218H36ZM40 219V222L42 221ZM55 220L54 221H56L57 219L56 218H54ZM70 221H69V220ZM79 219H82V217L81 218H79ZM79 219H74V220H76L77 222H75L74 224H76V225H74V226H79L80 225V222L78 221ZM89 219V218H88ZM133 219V218H132ZM154 219H156V218H154ZM168 219V218H167ZM175 219H176V217H175ZM200 219V218H199ZM234 219V218H233ZM24 220V219H23ZM32 220H33V218H32ZM35 220V219H34ZM85 220H87V219H85ZM144 220H145V218H144ZM147 220H149V219H147L146 218V221H143V219H142V221H141V223L140 222H138V224H136L137 223V221H136V223H135V227L137 228V225H138V230H137V232L136 233H133V234H136V235H138L137 233H138V231H140L139 230V225L141 226V227H144L143 229H144V231H140V236H136V235H134V237L137 239V241L139 240L140 241V243L142 242V245H138L139 246V248H140V250H139V253L137 254L138 256H137V258H136V254L134 255V252H135V250H133L134 248H135V245L133 244V248H132V245H131V247H128L127 249H126V245H125V252H124V249L121 247V250H122V252H124L125 254H126V256H128L127 255V253L129 252H131L130 250H129V248L130 249H132L134 252H132V253H130V254H133L135 257V259H138V257H140V259H142V263H141V261H140V263L141 264H180V263H183V264H203L202 263V260H201V262H199V260H197V258H196V260L194 259L195 258V254H192L193 256H194V258H193V256H191V257H188L187 255H188V250L189 249H185L184 251L180 248V251L182 250V253H181V255L179 256L178 255V253H179V247L176 245V241H175V243H173L172 241L168 244V248L167 247H165V249L167 248V251L165 252V251H163L164 249L163 248H161V247H163V246H160V249H158V240H160L159 239V235H158V228L156 229L155 227V224L156 225H158L157 227H159L160 226V224H157L153 219V221L154 222H150V221H148L147 222ZM170 220V221H171ZM177 220H179V217H177ZM212 220V219H211ZM239 219H238V222L240 221ZM248 220V219H247ZM247 220H246V224L248 223L247 222ZM5 221V220H4ZM11 221H8V222H10L11 223ZM36 221V220H35ZM43 221H46V222H48L47 220H44L43 219ZM43 221H42V223H43ZM53 221V220H52ZM58 221V220H57ZM65 221H67V222H65ZM82 221V220H81ZM89 221V220H88ZM157 221V222H158ZM169 220H167V222H168ZM170 221L167 223V224H169L170 225ZM183 221V219L181 218L180 219V222L179 221H177L176 222V220L175 221H171V224H174L175 225V223L177 224L178 222V224H180L181 222ZM186 221V220H185ZM185 221H183V223H181V225L182 224H186L185 223ZM208 221V220H207ZM230 221V220H229ZM253 221H255L256 223H258V219H256V217H253ZM2 223H3V221H1ZM12 222V223H13ZM32 222V221H31ZM45 222V223H46ZM50 222V221H49ZM49 222H48V225L49 226H53V224H54V227L57 225V228L55 229L54 227H52L57 233H58V230L60 229V234L63 236L64 235V237H62L61 235H58V236H61V237H58L59 239H58V241L57 242H62V241H64V240H62V239H65V241L66 242H64V244H62V245H64V246H68L69 245V243H71L70 245H72L76 240H74L75 238H72V237H74L75 236V234H74V236H72V235H69L68 233H70L69 232V230H71V228H73V227H71L70 228V226H69V224H68V229L69 230H67V226H66V228H64L62 225L60 226V224H59V221L57 222V224L55 225V222H53V224H51V222H50V224H49ZM166 222V221H165ZM173 222H175V223H173ZM228 222V221H227ZM231 222H234V220H232ZM236 222V221H235ZM241 222V221H240ZM242 222H244V220H242ZM250 222V221H249ZM252 222V221H251ZM9 223V224H10ZM65 225H64V224ZM77 223H79V225L77 224ZM82 223V222H81ZM140 223V224H139ZM145 225H144V224ZM147 223H155V224H152L153 226H155L154 228H155V230L153 231V232H151V231H149L148 230V228L149 227H152L151 225L149 226V227H147L146 228V225L148 226V224ZM160 223V222H159ZM194 222H192V224H193ZM197 223V222H196ZM196 223H194L195 225H196ZM203 223V222H202ZM14 224H12V225H14ZM18 223H16L14 226H19V225H17ZM19 224H20V222H19ZM99 224H101L100 226H101V229H102V231L101 230H99L100 229V227H99ZM143 224V225H142ZM245 224V223H244ZM251 224V223H250ZM249 223H248V225H250ZM260 224H262V225H260ZM28 225V224H27ZM40 225V224H39ZM44 225V224H43ZM46 225V227H47V223L45 224ZM169 225L167 226V227H169ZM173 225V226H174ZM181 225H179V226H177V227H171L170 226V230H168V231H171V228H173L174 230H175V228H176V230H178V227H181ZM223 225V224H222ZM225 226H227V224H224ZM230 226H231V224H229ZM247 225V226H248ZM254 225V224H253ZM252 224L250 225V226H253ZM263 226V223L261 222V223H258V225L257 226ZM2 226V225H1ZM0 226V227H1ZM14 226H12V227H14ZM20 226L21 227H23L24 226V221H23V226L20 224ZM20 226H19V228H18V231H17V228H13V232H12V230H11V225H10V228H8V226H7V228L8 229H10V230H8L7 228V230H8V232H12L13 233V235H14V240H12V237H13V235L9 238V240H12V241H9L8 240V238L7 239H5L4 238V234L6 233V236H7V230H5L4 232V234H1V235H3V237L2 238H4V239H2V243L4 244H7L8 243V241H9V243H11V242H15L16 240H18V238L20 239L18 242H20V241H22L21 240V238H25L24 240H26V239H29V238H26V236L28 235V233L30 232V234L28 235V237L30 236V238L31 239H29V240H26V242L27 241H30V240H34V236L35 235H33V233L34 232H36L35 234H36V239L38 240H36L37 241V243L36 244H40V240L41 239H44V238H46V240H48V241H51V240H53V239H48L47 237H46V235H51V233H53V232H49V234H47L48 232L46 231V233H44L42 230H40L39 229V234H38V232H37V229L35 230L34 228H33V226H31V228H32V230L34 229V231L32 232V234H31V229H28V228H30V226L28 225V228H27V226H26V223H25V228H24V231H26V230H29V232L28 231H26V232H28V233H25L26 234V236H25V234H24V237H21V236H23V235H21V236H19L20 234V232H22L21 230H19V229H21L20 228ZM48 226V227H49ZM58 226H59V229H58ZM134 226L132 227V228H134ZM176 226V225H175ZM183 226H185V225H183ZM187 226V225H186ZM186 226L183 228V227H181L180 229H179V231H177V233L179 232H185L184 230H186L185 228H186ZM225 226H223V227H225ZM233 226V225H232ZM231 226V227H232ZM235 226V225H234ZM250 226H248L247 227V230H248V228L250 227ZM42 227V226H41ZM44 227V226H43ZM60 227H63V229L62 228H60ZM193 227V226H192ZM196 227H197V225H196ZM254 227V226H253ZM253 227H251V228H253ZM264 227V226H263ZM51 228V227H50ZM91 228H89V230L91 229ZM103 228L106 230L107 229V231H105V230H103ZM184 230H183V229ZM191 228V227H190ZM232 228H234V227H232ZM250 228V229H251ZM5 228H3V230H4ZM43 229V228H42ZM58 229V230H57ZM65 229L67 230V231H65ZM75 230H77V228H74ZM74 229H72L73 230V232H72V230H71V234H73V233H76V231H74ZM80 227H79V231H80ZM125 229V230H124ZM140 229H142V228H140ZM150 230H152L151 228H149ZM162 229H164V228H162ZM172 229V230H173ZM196 229V228H195ZM198 229H199V225H198ZM203 229V228H202ZM236 229V228H235ZM258 229V228H257ZM1 230V229H0ZM89 230H86V231H89ZM132 230V229H131ZM135 230V229H134ZM173 230V231H174ZM181 230H183V231H181ZM210 230V229H209ZM214 230V229H213ZM222 230H224V229H222ZM252 230H255V229H252ZM252 230H251V234L253 233V232H255V231H253L252 232ZM15 231H17V232H19V233H16ZM41 231H42V233H44L43 235L44 236H42L43 238H39V236L41 237V235H42V233H41ZM50 231H52V230H50ZM54 231V232H55ZM81 231H82V229H81ZM105 231V233L107 234H111V235H108L107 234V236L105 235V234H103V232ZM133 231V230H132ZM132 231H131V233H132ZM167 231V232H168ZM191 232L192 231V228H191V230L189 229L188 230V232ZM202 231V230H201ZM225 231V233H226V236H227V234H228V232H226V229L224 230ZM14 232L19 236V237H17V239L15 240V237H16V235L14 234ZM64 232V234H62V233ZM130 232V231H129ZM230 232H231V229H230ZM241 232V231H240ZM243 232V231H242ZM249 233H250V230L248 231ZM11 233V234H12ZM66 233V234H65ZM88 233V232H87ZM130 233V234H131ZM162 233V234H161ZM160 233V238H162V236H163V231ZM170 233V234H169ZM175 233V232H174ZM187 233V232H186ZM222 233L223 234H225L223 231H222ZM235 233H237V232H235ZM256 233H258V232H256ZM255 233V235H257ZM9 234V233H8ZM11 234H9V235H11ZM23 234V233H22ZM41 234V235H40ZM46 234V235H45ZM81 234H82V232H81ZM90 234V233H89ZM100 234H101V236H100ZM102 234L103 235H105L104 237L102 236ZM172 234H173V232H172ZM188 234V233H187ZM185 235V233L183 234V236H186L185 238H187V236H189V238H190V235ZM192 234V233H191ZM230 234V233H229ZM232 234V233H231ZM241 234H246V232L244 231L243 233H241ZM248 234V233H247ZM251 234H248V236L249 235H251ZM32 235V236H31ZM37 235H39V236H37ZM54 235H56V234H54ZM66 235H69V236H72V237H69V236H66ZM77 235V239H80V238H78V234H76ZM79 235H80V233H79ZM87 235V234H86ZM113 235H114V237H113ZM162 235V236H161ZM164 235H165V233H164ZM167 235H170V236H172L171 235V232H168V234ZM178 235V234H177ZM237 236H238V234H236ZM252 235H254V234H252ZM254 235V236H255ZM260 235H261V233H260ZM5 236V237H6ZM82 236V235H81ZM112 236V237H111ZM156 236V237H155ZM183 236L181 237V236H177V239L179 238L180 239V237L181 238H183ZM192 236V235H191ZM234 236V234H232V237ZM236 236V237H237ZM242 236H245V235H242ZM241 236V237H242ZM263 236H264V234H263ZM33 237V238H32ZM38 237V238H37ZM55 238H56V236H54ZM53 236H52V238H54ZM66 237H68V239H73L74 240V242L72 243L70 240H68V239H66ZM76 237V236H75ZM85 237V236H84ZM83 237V239H85ZM109 237H111V239L109 240ZM123 237V236H122ZM165 237V236H164ZM163 237V238H164ZM166 237H168V236H166ZM193 237V236H192ZM192 237L190 238V239H192ZM239 237V236H238ZM246 237V236H245ZM253 237V236H252ZM116 238V237H115ZM114 238V239H115ZM156 238H158L157 240H155ZM162 238V239H163ZM173 238H176V237H173ZM189 238H187V239H189ZM194 238V237H193ZM216 238V237H215ZM234 238H235V236H234ZM244 238V237H243ZM242 238V239H243ZM254 238V237H253ZM256 238V237H255ZM259 238H262V237H259L258 236V238H256L257 239V241H258V239ZM0 239V240H1ZM82 239V238H81ZM80 239V240H81ZM161 239V240H162ZM171 239V238H170ZM185 240V241H188V240ZM189 239V240H190ZM197 239H198V237H197ZM197 239L195 238V239H192L191 241H193V242H197ZM201 239V238H200ZM204 239V238H203ZM224 239V238H223ZM228 239V238H227ZM230 239V238H229ZM232 239V238H231ZM230 239V240H231ZM247 239V238H246ZM3 240H7V243L6 242H3ZM23 240V245L24 246H27V245H25L26 243H25V241ZM45 240V239H44ZM44 240H41L43 243L42 244H44V245H42L43 247H45L46 245H45V242H44ZM55 240H57V238L55 239ZM105 240V241H104ZM152 240H154V242L152 241ZM168 239H166L165 238V241H167ZM174 240V239H173ZM181 240V239H180ZM202 240V239H201ZM225 240V239H224ZM230 240L228 241L229 243H230ZM235 240V239H234ZM237 240L239 241V238H237ZM250 240V239H249ZM68 241H70L69 243H68ZM77 241H79V240H77ZM81 241H83V240H81ZM80 241V243H82ZM133 241V240H132ZM136 241V240H135ZM155 241H156V243H155ZM163 241V240H162ZM162 241H160V242H162ZM179 243H180V241L179 240H177ZM182 241L183 240H181V244H183L182 243ZM200 241V240H199ZM237 241V245L238 246H240L238 243H240L241 244V242H238ZM240 241H241V239H240ZM254 241V240H253ZM262 241H264V240H262ZM262 241H261V246L263 245L262 244ZM0 242V243H1ZM33 242V246H35L34 245V241H32ZM32 242L30 241V243L31 244H29V246H30V252H31V254L33 253V249H31V248H33V247H31V245H32ZM47 242V241H46ZM55 241H53V245H52V242L50 243L51 245V247H53L54 246V244L56 243H54ZM102 242H104V243H102ZM111 242H114L113 241V239L111 240ZM152 242V243H151ZM160 242H159V244H160ZM164 242V241H163ZM162 242V243H163ZM178 242H177V244H178ZM259 242V241H258ZM1 243V244H2ZM66 243H68V245L66 244ZM76 243H78V242H76ZM79 243V244H80ZM84 243H86L85 242V240H84V242H83V244ZM140 243H136V244H140ZM151 243V244H150ZM191 243V242H190ZM198 243V242H197ZM201 243V242H200ZM204 243V242H203ZM231 243H233V242H231ZM243 243H246V241L245 242H243ZM242 243V244H243ZM254 243H256V241H254ZM253 243V244H254ZM0 244V245H1ZM13 244H17V245H15V246H17L18 248H20V250L21 249H23V250H21L20 252H17V254L18 253H20L21 254V258H23L22 257V254L23 253H21L22 251H27V250H29V247H28V249H26L27 247H24L25 248V250H24V248H22L23 247V245L21 246V243H13ZM13 244H9L10 246L12 245V249H13V247H14V250L15 249H17L18 250V248L16 247L15 248V246H13ZM20 244V245H19ZM47 244V243H46ZM61 244V243H60ZM59 243H57L55 246H57V245H60ZM66 244V245H65ZM110 244V243H109ZM132 244V243H131ZM153 244H154V246H155V249L153 248L154 246H153ZM157 245V248H156V245ZM181 244H178V245H181ZM185 244V243H184ZM194 244V243H193ZM235 244H236V241H235ZM246 244H248V243H246ZM257 244H259V243H257ZM8 244L6 245V247L7 246H9ZM41 245V244H40ZM40 245H37L36 247H39ZM49 244H47V246H48ZM82 245V244H81ZM86 245V244H85ZM85 245H83L82 247L80 246V245H76L75 244V246H80L82 249H83V247L85 246ZM146 245H152L153 247H148V246H146ZM162 245V244H161ZM187 246H190V245H188V243L186 244ZM200 245V244H199ZM203 245V244H202ZM231 245V244H230ZM237 245H235V246H237ZM249 245V244H248ZM2 246V245H1ZM0 246V247H1ZM20 246V247H19ZM46 246V248H48ZM49 246V247H50ZM54 246V247H55ZM195 246V245H194ZM4 247V246H3ZM43 247H40L39 248V251H41V254H43V252L47 255V260L50 258V260L52 259V257L54 256V257H58L57 258V260L60 258L59 256H56L57 254H59V253H62V255L60 254V256H64V254H63V252L65 253V251L67 250V249H69L70 247H64V249L65 248H67L65 251L64 250H61V247H58L61 251L58 253L57 252V249H56V247H55V249H54V247L53 248H51L50 247V251L47 249V251H46V248H44L43 249ZM86 247L87 246H85L84 247V249H86ZM107 247V248H106ZM178 247V248H177ZM184 247H186V246H184ZM183 247V248H184ZM201 247V246H200ZM247 247V246H246ZM255 247H256V244H255ZM254 247V248H255ZM258 247V246H257ZM5 248V247H4ZM74 248V247H73ZM138 248V247H137ZM136 248V249H137ZM153 248V249H152ZM202 248V247H201ZM200 248V249H201ZM233 248V247H232ZM239 248V247H238ZM240 248H241V250H240ZM238 250H240V251H238L237 250V252L239 253V254H242V252H244L245 253V251L246 250H244V249H246V248H243L242 249V247H240ZM259 248H261V247H259ZM264 248V247H263ZM262 248V249H263ZM6 249H8V248H6ZM11 249V248H10ZM12 249H11V251H12ZM35 249V248H34ZM58 249V250H59ZM63 249V248H62ZM70 249H72V248H70ZM74 249H76V248H74ZM73 249V251L75 252L76 251V253H77V250H74ZM77 249H79L78 247H77ZM82 249L80 250V252H81V254H82ZM196 250H197V247L195 248ZM217 249H218V247H217ZM222 250L224 249V248H221ZM236 249V248H235ZM235 249H233V250H235ZM250 249V248H249ZM258 249V248H257ZM42 250H45V251H42ZM51 250H52V252H54L55 251V253H56V255H53L52 253H51ZM89 250V249H88ZM113 250H115V252L113 251ZM120 250V249H119ZM127 250H129L128 252H126ZM215 250V249H214ZM219 250V249H218ZM217 250V251H218ZM222 250H220V251H222ZM226 250V249H225ZM251 250H253L252 248H251ZM255 250V249H254ZM260 250V249H259ZM1 251H2V249H1ZM3 251H5V250H3ZM9 252H10V250H8ZM16 251V250H15ZM15 251H13V256L16 254H14V252ZM19 251V250H18ZM38 251V248L36 249V251L34 250V252H38L39 254H40V252ZM68 251V250H67ZM72 251V252H73ZM91 251H89V252H91ZM98 251H100V252H98ZM112 251L114 252V253H112ZM159 251H161V252H164L163 254H161L162 255V257H163V259L161 260V262H156V263H152V261L151 260H153L152 259V257L154 256V255H156L157 253H159L160 254V252ZM198 252H199V254H200V252H201V254H203L205 251L203 250V249H201V250H199V248H198V250H197ZM202 251H204L203 253H202ZM236 251V250H235ZM263 251V250H262ZM6 252V251H5ZM27 252H29V251H27ZM26 252V253H27ZM29 252V253H30ZM47 252L48 253H50L51 254V257H49L50 256V254H47ZM69 252V251H68ZM71 252V251H70ZM71 252V253H72ZM73 252V254H74V256H76L75 254L76 253H74ZM89 252H88V254H89ZM94 252V251H93ZM92 252V253H93ZM137 252V251H136ZM135 252V253H136ZM191 252H192V250H191ZM215 252H216V250H215ZM249 252H251V251H249ZM249 252H246L247 254H244V255H240V259L239 258H236V259H239L240 261H241V258H242V256H244L243 258H244V262L247 260V258L248 257H251L252 255V252H251V254H249ZM255 252H256V250H255ZM25 253V252H24ZM25 253V255H27ZM38 253H33V254H35V256H37V258L38 257H41V256H39V254ZM71 253H70V255H71ZM78 253H79V251H78ZM95 253V252H94ZM93 253V254H94ZM112 253V254H111ZM119 253H120V251H119ZM119 253H117L119 256H121V258L123 257V258H125L124 256H125V254L124 253H120V254H122V255H120ZM229 253H231V252H229ZM259 253H261V252H259ZM263 253H264V251H263ZM11 254V255H12ZM17 254H16V256L15 257H17ZM20 254L18 255V257L20 256ZM40 254V255H41ZM73 254H72V256H73ZM80 254V253H79ZM83 254H85L87 257H91L90 255L88 256V254H87V251H86V253H83ZM109 254V255H108ZM110 254L112 255L111 257H110ZM116 254V258H117V255ZM130 254H129V256H130ZM159 254H157V255H159ZM211 254H213L214 255V253H211ZM217 254H220V253H216V255ZM250 256H249V255ZM262 254V253H261ZM11 255H9V257L11 256ZM44 255V254H43ZM49 255V256H48ZM53 255V256H52ZM66 255V254H65ZM68 255V254H67ZM67 255H66V257H67ZM97 257H98V259H99V261L100 262H102V261H104V260H100L101 258H100V256H98V255H100V254H95ZM114 255V256H113ZM132 255V256H133ZM156 255V256H157ZM160 255V256H161ZM212 255V256H213ZM223 255H224V253H223ZM222 255V256H223ZM232 255H233V253H232ZM253 255H254V252H253ZM257 255V254H256ZM3 256V255H2ZM34 256V255H33ZM69 256V255H68ZM82 256H84V255H82ZM82 256H79L78 257V254H77V256L75 257V258H77V259H75L74 257L73 258H71V257H68V259L69 258H71V259H75V260H72V261H79L80 262V260H78V259H80V257H82ZM85 256V257H86ZM96 256H93V257H96ZM119 256H118V258H119ZM152 256V257H151ZM159 256V257H160ZM196 256H198L197 255V253H196ZM200 256V255H199ZM198 256V257H199ZM202 256V255H201ZM200 256V257H201ZM211 256V257H212ZM215 256V255H214ZM220 256V255H219ZM221 256V257H222ZM246 256H248L247 258H245ZM255 256V255H254ZM6 257H8V256H6ZM26 257H28V255L27 256H25L24 257V259H26ZM45 257V256H44ZM53 257V258H54ZM61 257V258H62ZM65 257V258H66ZM85 257H83V259L82 260H84V258ZM86 257V258H87ZM92 257V258H93ZM110 257V258H109ZM131 257V256H130ZM162 257H160V259L162 258ZM203 257V256H202ZM201 257V259H203ZM217 257H218V255H217ZM221 257H219L220 259H221ZM235 257V256H234ZM257 257H258V255H257ZM2 258V257H1ZM3 258H4V256H3ZM2 258V259H3ZM11 258V257H10ZM10 258H9V260H10ZM30 258V257H29ZM28 258V259H29ZM34 258H36V257H33V259ZM42 258H43V256H42ZM41 258V259H42ZM56 258H55V260H56ZM116 258H115V260H114V264H116L115 262H118L119 264L120 263H123L124 261H125V263H127V261L129 260V258L127 257V259L126 260H124V259H118L117 258V260H116ZM132 258L133 257H131V261H132ZM134 258H133V261L132 262H134ZM259 258V257H258ZM258 258H256L257 260H259ZM5 259V258H4ZM3 259V260H4ZM15 259H18L19 261L20 260H22V259H20V257L19 258H15ZM94 259V262H95V260H96V263L97 264H99L98 262H97V258L95 259V258H93ZM93 259L92 260H90V259H88V260H86L87 262H89V263H87V264H96V263H93ZM103 259V258H102ZM159 259V258H158ZM200 259V258H199ZM205 259V258H204ZM208 259H209V257H208ZM211 259V261H213L212 259L213 258H210ZM216 259V258H215ZM235 259V260H236ZM249 260H250V258H248ZM252 259H253V256H252ZM255 259V260H256ZM7 261L8 263L10 262V261ZM12 260V259H11ZM14 260V259H13ZM17 260V261H18ZM37 261H35V262H37V263H39L40 264V262H38V261H40V258H38V259H36ZM47 260H45V261H47ZM62 261V264L64 263V260L63 259H61ZM92 261V262H90V261ZM113 260V259H112ZM139 260V259H138ZM157 260V259H156ZM156 260H153V261H156ZM5 261H6V259H5ZM44 261V262H45ZM49 261V260H48ZM48 261H47V264H53V263H51V261H49V263H48ZM54 261V260H53ZM52 261V262H53ZM59 261V260H58ZM72 261H70L69 260V264H72V263H74V262H72ZM131 261H129V262H131ZM136 261V260H135ZM159 261V260H158ZM204 261V260H203ZM233 261V260H232ZM239 261V262H240ZM14 262H16L15 260L14 261H12V263H14ZM44 262H43V264H44ZM55 262V261H54ZM65 262H68L66 259H65ZM70 262H72V263H70ZM82 262V261H81ZM80 262V263H81ZM105 262H102V263H105ZM108 262H106V263H108ZM112 263H113V261H111ZM128 262V263H129ZM131 262V263H132ZM138 262V261H137ZM136 262V263H137ZM206 262H207V260H206ZM215 263H216V261H214ZM213 262V263H214ZM234 262V261H233ZM233 262H231L232 264H233ZM238 262V263H239ZM242 262H243V259H242V261H241V264H242ZM244 262H243V264H244ZM246 262H248V261H246ZM245 262V264H249V262L248 263H246ZM253 262V261H252ZM252 262H250L251 264H253ZM261 262H263V260L261 261ZM28 262H26V264H27ZM32 263H34V261L32 262ZM41 263H42V260H41ZM57 264H59V262H56ZM78 263V262H77ZM83 263V262H82ZM85 263V264H86ZM102 263H100V264H102ZM108 263V264H109ZM112 263H110V264H112ZM117 263V264H118ZM135 263V262H134ZM135 263V264H136ZM214 263V264H215ZM230 262L228 263V264H231ZM237 263V262H236ZM18 264H19V262H18ZM31 264V263H30ZM36 264V263H35ZM45 264H46V262H45ZM55 264V263H54ZM65 264V263H64ZM74 264H76V263H74ZM79 264V263H78ZM130 264V263H129ZM217 264V263H216ZM235 264V263H234ZM254 264H258V263H254Z\"/></svg>","mask_w":264,"mask_h":264}]
</instances>
